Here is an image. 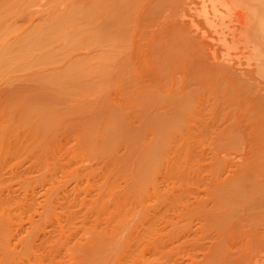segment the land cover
Wrapping results in <instances>:
<instances>
[{
	"label": "bare ground",
	"instance_id": "bare-ground-1",
	"mask_svg": "<svg viewBox=\"0 0 264 264\" xmlns=\"http://www.w3.org/2000/svg\"><path fill=\"white\" fill-rule=\"evenodd\" d=\"M30 2L31 1H33V0H29ZM29 1L28 0H0V80L1 79H3L4 77L3 76H5L6 74H8L9 73V75H11L10 73L11 72H15V71H18V70H24V69H28V68H33V67H39L41 70H44L43 72H41L42 73V75L40 74L39 76V78L41 79V81H39L40 79L38 78V81L39 82H41V84H42V86H43V88H40L39 89V87H42L41 86V84H39L38 85V83H37V86H39V87H37V86H35L36 87V89H34L35 87H32V89H34L35 90V92H27L28 91V89L29 88H26L27 87V85H26V87H24V88H26V90L24 89H22L21 90V88H19V86H18V88L20 89V91H19V89H18V91L16 90V94H17V96H14V95H16L15 94V92H14V89H16V88H14V89H12L13 90V92L14 93H12V94H14L13 96L14 97H12L13 99H12V101L11 102H13L14 103V110L13 111H11V114L10 115H13L14 117H15V115L17 116V117H19L20 119H23V121L25 122V120H24V118L26 119V122L28 121V120H30L31 119V121L33 122V124H35L34 126H35V128H36V131H34V133H36L37 132V127L39 128L38 129V135L41 137H39V139H43V137H46L45 135H47L46 134V132L47 133H49L50 132V130L52 131V129L53 128H59V127H57V126H60V127H62L61 126V123H65V121H68V120H70L69 118H68V120H65L64 119V117L67 119V117H69V116H73V115H78L79 114V112H77L79 109L81 110H83L82 112H80V114H82V113H86L87 111L89 112V114L90 113H92L93 115L92 116H90V118L89 119H87V121L89 122V126L91 127L90 129L89 128H86V127H84V128H86L88 131H89V133H88V131H86L87 132V137L89 138L90 137V135H88V134H92L93 132H91V131H95V128H96V130H98V127H100V126H98V125H100L101 123V129L99 128V134H100V137L99 136H95V135H93V137L95 136V137H99L98 139V141H96V139L95 138H93L92 137V135H91V137H90V139L88 140V138L86 137V135H85V137L87 138H84V143L83 144H85V141L86 140H88V141H90V140H92V141H95L96 143L97 142H99V144L98 145H100V142H101V146L100 147H102V148H104V150L102 149V151H101V153L99 152V154L100 155H97L98 157L99 156H101V155H104L105 154V152H107L105 155H109V159L107 158V160H111L110 158V156L112 155V153H110L114 148H115V150L117 149L116 147L117 146H119V145H122L121 143H123L124 141L129 145L130 144V146L132 147H134V148H137L136 150H138V143H139V141H138V139L140 140V139H142L143 138V134H139V136L141 135L142 137H139V138H137L138 137V134H137V132H135L136 134H137V137L135 136V137H130L129 138V140L127 139L128 137H127V135H130L132 132H134V128H135V125H134V123L133 124H131L132 122H134V118H131V116H133V115H131L132 113H130V112H128V111H130L131 109V105H130V108H128V107H125L126 105H129L130 104V102L129 103H127V104H125V102L124 101H122V104H121V106L119 105L120 103H121V99L120 100H118L119 102H117V101H115V100H113V102H111V103H108V101L106 102L105 101V98L106 97H103V98H101L102 96V94L103 93H105L106 91L104 90V92H101L103 89H104V87L107 85V84H109V82L111 81V80H113V81H115L116 79H120V81L122 80V78L124 79L123 81H126L127 79L128 80H130L131 78L132 79H134L133 78V76L132 75H129V74H132V72L131 73H129L128 75H127V73H126V71H127V69H128V71L129 70H131L130 68H131V66L133 67V63H134V61H132L133 59H131L130 61H132L133 63H131V64H129L130 63V61H129V59H127V56H126V54H124L125 53V48H123V45H124V41L126 40V39H128L131 35L133 36V34H134V29L132 28V26H136V25H138L139 23H136L135 25H132L133 24V19H132V17H136V14L135 13H137L136 11L138 10L139 11V9H141V7H142V11H144V8H145V11H144V13H145V15H143L144 13L143 12H141V10L139 11V12H141V13H143L142 15L143 16H145V18L146 19H150L152 16L153 17H157V14H160L159 12L160 11H163L162 9L163 8H165V6H167L166 5V2L168 3V1H170V0H52V3H51V0H50V3H51V6L50 7H47L46 9V11H45V9L43 10V14L42 15H40V18L39 17H37L36 15V18H37V20L35 21V22H32L33 20H32V18L33 19H35V16H33L32 18L28 15V14H33V13H35L34 11L32 12V13H30V11L32 10V9H29L28 10V7L26 8V6H30V5H33V4H31V3H29ZM44 1V0H43ZM178 1H180V0H178ZM185 1V0H184ZM184 1L183 0H181V2L182 3H180L179 2V4H178V2H177V0L176 1H170V2H174V3H176L177 5H179V6H174V3H173V5L172 4H170V2L168 3V6H169V8H170V6H172V7H176L175 9H177L178 7H180V10H185L186 8V10H185V12H188L189 13V17L188 16H186V14L187 13H185V15H184V13H180L181 11L180 10H175V11H172V10H174V9H170L172 12H171V15H173L172 13H174L175 15H177L178 17H177V19L179 18V20H180V18L182 19V20H177V21H179V22H181L179 25L182 27L183 26V24H182V22L184 21V20H186L187 18L189 19V20H187L186 22H185V25L183 26V27H185V28H187V33H186V31L184 30V28L182 29L181 27V30H184V33L182 34V31H178V24L177 25H175L173 28V30H172V26L174 25L173 23H175V21H176V19H175V15H173V16H171L169 13H168V15H170L169 17H167V13H164V15H166V16H164V17H162V19L164 20L165 19V17H166V19L164 20V21H166L167 20V22L168 21H171V22H169V23H172L173 25L172 26H170L169 25V27H171L170 29L172 30V31H176V34H177V32L179 33V32H181V34H179V35H177V36H174V37H172L173 38V40H172V38H171V36H170V38H169V36L167 35V40L169 39V40H172V41H169L168 40V47H166L167 49H166V52H167V54H166V57L165 58H163L162 59V63L159 61V64L161 63V65H165V64H167L168 62H171V61H174V63H175V60H181V58L183 57V55H181V53H180V55H178L179 54V49L180 48H182V47H184L185 45H187V44H189V45H191V43H197V42H199V44H201L202 42L204 43V41L206 40L208 43H210L209 44V46L210 47H206V49H207V51H208V53L206 52V49L204 50L205 52H206V54H202V55H205V56H201L202 58V63H203V61L204 62H207L208 64H209V62H211L212 61V63H210V68L213 66V68H222V69H219L221 72H223V70H224V72L226 71V70H228V68H230V69H232V71L230 72V69H229V72H225V74H227V73H229V74H231L232 72H234V70H236L235 68H234V66L233 65H235L236 64V68L238 67L239 68V70H238V73H240L241 74V76H238V73H237V71L235 72L236 74H234V73H232L233 74V76H237V77H239V79L237 78L236 79V77H233V76H231V78H229V74H227V75H225L224 73H221V75H220V72H219V70L218 69H216L215 71L216 72H214V70H213V72H212V74H210L211 72H209L208 74H206V73H203L202 71V69H204V68H201V66H203L202 65V63H201V61H200V59L198 60V58H200V55L198 56V58L196 59V60H194V61H196V63L195 64H193V66H194V68L195 69H192V68H190L191 70H194L193 71V73H192V78H193V81H192V78H191V80L190 81H188L189 80V77H191V75L188 77V80L186 81V82H188V83H184V84H186V85H184L183 84V86H181L182 87V91H179V90H176V89H178V86L176 85V89L173 87V89H171L170 87L169 88H163V86L165 85L164 83V85H162L161 86V84H160V82H158V83H155L156 81H154V83L152 84L151 82L150 83H148V82H145V84H143V86L145 85H148V86H146V87H144V88H146L145 89V91H143L144 93L146 92L147 94H148V91H149V98H150V100L146 97V96H148L147 94H144L143 92H142V100H143V98H144V100L147 98V102H145L144 103V101H142L145 105H143V103H141L140 101H139V103H140V106H142V107H140L139 105H137L138 103H136V105L137 106H139L137 109L139 110H141V114H139L141 117L142 116H146V115H143L142 114V112L144 111V112H146L149 108H151L152 109V107L153 106H156V108H154V110L153 111H155V113H153V114H151V116L150 117H147L148 119H146L147 121H146V123L149 125V126H153L155 129H156V127L158 128L156 131H155V136L153 135V137H151L150 139H148L149 137H150V135H149V137L148 138H144L145 140H146V142L144 141V139H143V141L145 142V144H144V142L141 140V142H142V144L143 145H146L147 144V142L149 141V140H151L150 142H149V144L148 145H146V147H148V148H145L143 145H140L139 147H141L142 149H140V151H142V152H140V151H136V153H137V156H138V158H139V160L137 159V157L136 156H133L135 159H137L136 160V162H135V164H137V165H134L136 168H137V172H138V174L140 175V182H143L144 181V183H145V180H147L148 178H149V180H150V178H151V175L154 173V172H156V171H158L157 170V168H158V166L162 163V165H163V160L164 161H167V160H165L166 158H168V157H166L168 154H169V152L171 153V154H174L173 153V150L175 149V146L177 147V145H176V141H184V142H188L190 139H192L191 137H193V135H192V133H193V127H194V130H195V132H196V130H198L199 129V127H201L200 129L202 130L203 129V127H205L206 126V122H210L209 121V118H211L210 116L208 117V119L206 120V115H205V117L204 116H202L201 114H204V110L203 111H201L200 112V108H202L203 109V104H204V106L206 105V103L208 102V100H207V98H206V96H202V97H204V98H206L205 100H204V98H197L196 96H200L204 91H207V93L210 91V96H213V90H214V93H215V95L213 96V97H217V96H219V98H221V99H219V98H217V99H219L220 100V102H222L221 104H222V106H221V104H220V107L222 108H220L221 110H219V111H222V113L225 111V113H226V109L228 108H230L231 109V113L229 112V114H233L232 113V111L235 113L236 112V114H237V112H240L239 110H241V108L243 107V105L242 104H244V106H247V105H249V104H251V106H248L249 108L247 109V107L245 108L244 107V114H240V115H238V117L237 116H235V118L234 117H232V116H230L229 118L228 117H226V119L222 122V120H221V127H217V131L218 130H220L219 131V133H217V134H219L221 137L223 136V141H225L224 140V135H226V138H227V142H235V143H239L240 141H243L244 139L245 140H247L246 138H248L249 137V141H250V143H249V145H250V147L249 148H251V150L250 151H248L249 152V154H251V156L249 155L248 156V153L247 154H245L246 155V157L248 156L249 158H246L245 156L243 157V156H241L240 155V157H243L242 159L241 158H239L238 160H240V163H238V162H236L237 160H236V158H234V156H235V154H233L234 156L232 157V156H230V154H229V157H232V158H234L236 161V163H238L237 165H236V163H235V165H230V168H231V166H238L239 164H240V169H239V166H238V169L239 170H237V171H239V172H237L238 174H236V172L235 173H233L234 175H236V176H234L233 177V174H231L232 176L231 177H228V180H226L227 182H226V184H225V187L226 186H228V188L226 187V189L224 190V189H221L222 187H223V183H222V187L220 188V186H221V184H219L217 181H216V183H218L219 185L218 186H216V187H218V189H216L217 191H216V193L218 194V195H220L219 194V192L221 191V196H222V198H220L219 196H216V197H218V198H216L215 197V199H218V201H220L221 202V200L223 199V203L222 204H219L220 202H217V201H215V202H217V204L218 205H221V206H219V209L218 208H216V210L218 211L217 213H216V211H214L215 213H216V215H213V214H215L213 211V214L211 213V216L213 215L214 216V219H216V221L214 222V219H213V216H212V218H210L211 220L213 219V222L214 223H217V221H218V223H219V225H221V227H220V229L222 228L223 229V232H224V229L225 228H227V229H230V231H231V228H233V227H231L230 228V223L233 221V224H234V222H235V219L237 218H239V213L241 212V210L243 211V209H242V207H245L246 205V207H245V209H251L252 210V214H254L256 211H257V213L259 212H261V213H264V95H262V94H260V93H258V94H256L258 91L257 90H259L258 88H260V85H258V82L260 83L261 81V84H264V80H259L258 81V79H256L255 77L256 76H258V78L260 79H264V0H191L190 2H189V0H188V2L189 3H187V0L185 1V3H184ZM197 1V2H196ZM35 2V3H34ZM39 2V1H38ZM46 2H48V1H46ZM32 3H34V5L36 4V1L34 0ZM40 5H41V0H40ZM184 3V5H186L185 6V8L184 7H182L181 8V6H183V5H181V4H183ZM187 3V4H186ZM30 4V5H29ZM44 3H42V5H43ZM170 4V5H169ZM34 5L33 6H31V8L33 7V10H37L36 9V6L34 7ZM39 5V4H38ZM45 5V7L46 6H48V3H47V5L46 4H44ZM181 5V6H180ZM167 6V7H168ZM24 7H25V9H27L28 10V12L24 9ZM200 7V8H199ZM35 8V9H34ZM168 8V9H169ZM26 11H24V10ZM168 9H166V12H168ZM42 9H40L39 8V11H41ZM165 10V9H164ZM183 10V11H184ZM24 11V12H23ZM38 11V12H39ZM177 11H179V12H177ZM20 12L21 13H24V15L26 14V16H28L27 17V19L29 18V20L27 21V23H28V25H24V22H20V20H19V18H18V16H20V15H18V14H20ZM38 12H37V14H38ZM163 12H165V11H163ZM163 12H161V13H163ZM177 12V13H176ZM141 13H139V14H141ZM36 14V13H35ZM40 14V13H39ZM138 14V13H137ZM149 14L151 17H149V18H147L146 16ZM178 14H181V16L180 15H178ZM142 15H140V16H142ZM148 15V16H149ZM155 15V16H154ZM188 15V14H187ZM39 16V15H38ZM138 16V15H137ZM160 16V15H159ZM16 17L18 18L17 19V21H19L20 23H21V25H19L20 27L21 26H23L24 28H23V30L21 31V29L20 30H18L19 32H17L16 30H15V33H14V35H12L13 33L11 32L10 33V31H12L16 26H18L16 23V21H15V19H16ZM21 17H23L22 15H21ZM172 17L174 18L173 20H171L172 19ZM197 17H200V18H198L197 19ZM185 18V19H184ZM137 21H139L138 20V17L137 18H135ZM139 19H141L140 21L142 22V17L140 18L139 17ZM157 19V18H156ZM161 19V20H162ZM169 19V20H168ZM184 19V20H183ZM145 20V19H144ZM161 20H159V21H161ZM162 20V21H163ZM175 20V21H174ZM24 21V20H23ZM30 21L32 22V23H30ZM152 21H153V19H152ZM13 22H16V23H14V24H16V26L15 27H13L12 28V26H13ZM18 22V23H19ZM145 22H146V20H145ZM148 22V21H147ZM167 22H164V23H162L161 22V24H167ZM23 23V24H22ZM26 23V22H25ZM144 23V21L142 22V24ZM150 23V22H149ZM184 23V22H183ZM160 24V23H159ZM140 25V24H139ZM147 25V24H146ZM164 25V26H165ZM203 25V26H202ZM162 26V25H161ZM167 26H168V24H167ZM177 26V27H176ZM137 28H138V26H136ZM140 27V26H139ZM143 27V26H142ZM168 27V28H169ZM176 27V28H175ZM208 27V28H207ZM18 28V27H17ZM22 28V27H21ZM136 28V29H137ZM149 28H150V26H149ZM131 29H133V30H131ZM151 29V28H150ZM149 29V30H150ZM153 29V28H152ZM157 29H161V27L160 28H157ZM164 29V28H163ZM162 29V30H163ZM170 29H169V33H171L170 32ZM146 30V29H145ZM154 30V29H153ZM155 30H156V27H155ZM154 30V31H155ZM162 30H160V31H162ZM164 30H166L167 32H168V30L165 28ZM130 31H132L133 32V34H131V33H129ZM138 33H140L139 31H138V29L136 30ZM135 31V32H136ZM151 31V30H150ZM157 31V30H156ZM165 31V32H166ZM14 32V31H13ZM16 32L18 33V34H16ZM152 32V31H151ZM151 32H149V33H151ZM144 33V32H143ZM143 33H141L142 35H143ZM148 33V32H147ZM159 33V32H158ZM188 34L190 37H188L187 35H184V34ZM16 34V35H15ZM129 34H131V35H129ZM152 34V33H151ZM157 34V33H156ZM161 34V32L158 34V35H160ZM166 34H168V33H166ZM175 34V35H176ZM135 35V34H134ZM153 35H155V32H154V34ZM165 35V34H164ZM129 36V37H128ZM138 36V35H137ZM163 36V35H162ZM162 36H160V37H162ZM173 36V35H172ZM148 37V36H147ZM147 37H145L144 39L146 40L147 39ZM151 37V36H150ZM150 37H148V39L147 40H150L151 38ZM166 37V36H165ZM164 37V38H165ZM193 37V38H192ZM131 38V37H130ZM129 38V39H130ZM133 38H137L138 39V37H136V35L133 37ZM140 38H141V36H140ZM143 38V37H142ZM142 38L140 39V40H142ZM154 38V37H153ZM143 39V40H144ZM158 39H160L161 40V42L163 43L165 40L163 39L162 40V38H158ZM157 39V40H158ZM195 41H194V40ZM156 40V39H155ZM154 40V41H155ZM135 41V40H134ZM197 41V42H196ZM205 41V42H206ZM127 42V41H126ZM125 42V43H126ZM132 42V41H131ZM137 42H139V41H137ZM136 42V43H137ZM142 42V41H141ZM140 42V43H141ZM144 42V41H143ZM146 42H148V41H145L144 43H146ZM158 42V41H157ZM157 42H155V43H157ZM201 42V43H200ZM206 42V43H207ZM130 43V42H129ZM135 43V42H134ZM151 43H152V39H151ZM154 43V42H153ZM162 43H160V44H162ZM170 43V44H169ZM206 43L205 44H203L204 46H206ZM133 44V43H132ZM138 44V43H137ZM137 44H135V45H137ZM143 44V43H142ZM147 44V43H146ZM164 45L166 44V41L163 43ZM126 45V44H125ZM129 45V44H128ZM134 45V46H135ZM145 45V44H144ZM152 45V44H151ZM202 45V44H201ZM200 45V46H201ZM141 46H143V45H141ZM148 46H150V45H148ZM155 46V45H154ZM207 46H208V44H207ZM126 47V49H127V47H131L130 45L129 46H125ZM139 47V46H138ZM147 47V46H146ZM146 47H144V49H146L147 50V48ZM153 47V46H152ZM157 47V46H156ZM189 48V47H188ZM131 49V48H130ZM130 49H129V54H131V51H130ZM139 48H137L136 49V51L138 50ZM143 49V50H144ZM152 49V48H151ZM154 49V48H153ZM152 49V50H153ZM158 48H156L155 50H157ZM165 49V48H164ZM185 49V48H184ZM204 49V48H203ZM135 50V48H133V51ZM143 50H142V52H143ZM150 50V49H149ZM149 50H147L148 51V53H149ZM161 50H163V48L161 49ZM160 50V51H161ZM183 50V49H182ZM192 50V49H191ZM200 50V49H199ZM122 51H124V53H123V55H125V56H121V52ZM128 51V50H127ZM151 51V50H150ZM145 52V51H144ZM143 52V53H144ZM184 52H186V51H184ZM198 51H196V53H197ZM200 52H202L201 50H200ZM204 52V53H205ZM218 52L220 53V57H218L219 56V54H218ZM138 53V52H137ZM147 53V52H146ZM151 53V52H150ZM153 53H155V52H153ZM156 53H159V51H157ZM155 53V54H156ZM163 53V52H162ZM176 53H177V55H176ZM183 53V52H182ZM136 54V53H135ZM145 54V53H144ZM143 54V55H144ZM154 54V55H155ZM186 54H187V52H186ZM185 54V55H186ZM191 54H192V52H191ZM198 54H199V52H198ZM133 55H134V53H133ZM142 55V56H143ZM147 55V54H146ZM153 55V54H152ZM151 55V56H152ZM184 55V58H182V59H186L187 58V56H188V54H187V56H185ZM218 55V56H217ZM130 56V55H129ZM147 56H150V54L149 55H147ZM159 56V55H158ZM191 56V55H190ZM189 56V57H190ZM194 58H195V56L194 55H192ZM139 57V55L136 57V58H138ZM156 57H157V55H156ZM196 57H197V55H196ZM129 58V57H128ZM135 58V59H136ZM145 58V57H144ZM192 58V57H191ZM205 58H207L208 60H210V61H205ZM139 59H140V57H139ZM138 59V60H139ZM147 59V58H146ZM149 59L150 60H152L151 59V57H149ZM158 59H160V58H158ZM141 60V59H140ZM154 60H156L155 62H157V59H154ZM179 60V61H180ZM220 60V61H219ZM191 61V60H190ZM217 61H219V62H217ZM241 61L242 62H245V63H242V64H245V65H243V66H245L249 71H251L252 73H250L248 70H247V73L249 74L250 73V78L252 77H254L255 75V77L252 79L251 78V80H250V78H248V74L246 73V74H244V72L241 70V69H243L244 70V68H242L240 65V63H241ZM138 62V61H137ZM136 62V63H137ZM154 62V63H155ZM186 62H188L187 60L185 61V63ZM140 63H142L141 61H140ZM192 63V62H191ZM233 63V65H231ZM138 64V63H137ZM150 64V63H149ZM179 64V63H178ZM197 64H199V65H197ZM201 64V65H200ZM131 65V66H130ZM141 65V64H140ZM147 65H148V63H147ZM170 65V64H169ZM175 65V64H174ZM180 65V64H179ZM185 65V64H184ZM190 65V64H189ZM205 65H206V63H205ZM204 65V66H205ZM212 65V66H211ZM176 66V65H175ZM175 66H174V68H175ZM186 66V65H185ZM184 66V67H185ZM197 66H200L199 67V69L200 70H202L201 72L199 71V69H198V67ZM232 66H233V68H234V70H233V68H232ZM129 67V68H128ZM147 67V66H146ZM150 67V66H149ZM157 67V66H156ZM156 67H154V68H156ZM159 67V66H158ZM165 67V66H164ZM163 67V68H164ZM168 67V66H167ZM177 67H179V66H177ZM181 67V66H180ZM197 67V68H196ZM206 67H207V65H206ZM206 67H205V69H206ZM241 67V68H240ZM250 67H252L253 68V71H252V69H250ZM43 68V69H42ZM135 68H136V65H135ZM143 68H145V67H142V69ZM153 68V69H154ZM169 68H170V66H169ZM169 68H167V69H169ZM212 68V69H213ZM30 69H28V70H30ZM133 69V68H132ZM139 70H140V68H138ZM141 69V70H142ZM171 69V68H170ZM173 69V68H172ZM204 69V70H205ZM208 69V68H207ZM27 70V71H28ZM36 70V69H35ZM134 70V69H133ZM156 70V69H155ZM160 70H161V68H160ZM174 70V69H173ZM179 70H182V69H179ZM178 70V71H179ZM184 70H188L189 71V73H191L190 72V70L189 69H184ZM218 70V71H217ZM32 71V70H31ZM30 71V72H31ZM39 71V70H38ZM137 71V70H136ZM143 71V70H142ZM145 71V70H144ZM158 71L159 70H157V74H158V79H159V77L160 78H162L161 76H163V74H162V72L160 73H158ZM210 71H212V70H210ZM241 71H242V73L245 75L244 76V79H243V75H242V73H241ZM19 72V71H18ZM25 72H26V70H25ZM29 72V71H28ZM33 72V71H32ZM155 72V71H154ZM170 72V71H169ZM173 72H176V71H173ZM185 72V71H184ZM206 72V71H205ZM24 73V72H23ZM34 73V72H33ZM136 73H138V72H136ZM178 73V72H177ZM186 73V72H185ZM185 73H183V74H185ZM215 73H218L220 76H221V78L219 77V79L217 78V80H216V78L214 79V77H215ZM17 74V73H16ZM28 74V73H27ZM36 74H37V76H38V73L36 72ZM35 74V75H36ZM128 76H126V75ZM140 74V73H139ZM142 74H143V72H142ZM151 74V73H150ZM149 74V75H150ZM155 74V73H154ZM156 74V75H157ZM165 74H166V72H165ZM167 74H168V72H167ZM173 74V73H172ZM179 74V73H178ZM188 74V73H187ZM215 74V75H214ZM218 74L216 75V76H218ZM231 74V75H232ZM239 74V75H240ZM252 74L254 75V76H252ZM19 75V74H18ZM22 75V74H21ZM34 75V76H35ZM135 75V74H134ZM146 75V74H145ZM148 75V74H147ZM176 75V74H175ZM180 75H181V73H180ZM180 75H179V77H180ZM14 76H16V75H13V76H11V77H14ZM20 76V75H19ZM124 76H126V77H124ZM129 76L131 77V78H129ZM140 76V75H139ZM139 76H136V78L137 77H139ZM165 76V75H164ZM183 76V75H182ZM188 76V75H187ZM24 77V76H23ZM27 77V76H26ZM33 77V76H32ZM31 77V78H32ZM143 77V76H142ZM150 77H152V76H150ZM153 77L155 78V76L153 75ZM157 77V76H156ZM178 77V76H177ZM176 77V78H177ZM178 77V78H179ZM185 77H186V74H185ZM212 78V80L214 79L215 81H217L218 82V84H217V82H216V86L214 87V84H212V81H210L211 80V78ZM7 78H9L8 80H10V79H12V78H10V76L8 77L7 76ZM18 78V77H17ZM145 78V77H144ZM143 78V79H144ZM154 78H150V80H153ZM171 78V77H170ZM169 78V79H170ZM210 78V80H209V82L213 85V86H211V84H210V86H209V82H207V80L206 79H209ZM240 78H242V79H240ZM33 79V78H32ZM36 79V78H35ZM131 79V81H133ZM139 78H137V81H140V80H138ZM183 79V78H182ZM5 80H7V79H5ZM14 80V79H13ZM20 79H17V80H15L16 81V84L15 85H21V84H17L18 82L17 81H19ZM23 80V78L21 77V81ZM128 80L126 81V83L128 82ZM134 80H136V79H134ZM159 80H161V79H159ZM158 80V81H159ZM177 80V79H176ZM179 80V79H178ZM181 80V79H180ZM220 81V83H219V81ZM245 80H247V81H245ZM20 81V82H21ZM35 81V80H34ZM37 81V82H38ZM130 81V82H131ZM136 81V83H139V82H137ZM169 81H171V80H169ZM173 81V80H172ZM215 81L213 82V83H215ZM251 81V82H250ZM253 81V82H252ZM4 82V81H3ZM5 82H7V81H5ZM12 82V81H11ZM19 82V83H20ZM23 82V81H22ZM117 82V81H116ZM129 82V83H130ZM141 82H142V79H141ZM161 82H162V80H161ZM177 81H174V83H176ZM182 82V81H181ZM251 84H250V83ZM9 83V82H8ZM7 83V84H8ZM111 83V82H110ZM132 84H133V82H131ZM144 83V82H143ZM148 83V84H147ZM170 83H172V82H170ZM6 84V85H7ZM13 84V83H12ZM24 84V83H23ZM29 84V83H28ZM34 84H35V82H34ZM115 84V83H114ZM118 84H119V82H118ZM135 84V83H134ZM132 85V86H135V87H138V86H136V84L135 85ZM139 84H141V83H139ZM159 84H160V86H159ZM178 84H179V82H178ZM181 84V83H180ZM223 84V85H222ZM252 84H255V85H252ZM3 85V84H2ZM46 87H45V86ZM115 85H117V84H115ZM122 85V84H121ZM121 85H120V87H118L117 86V88H119V91H120V88H121ZM126 85V84H125ZM124 85V86H125ZM131 84H129V86H130ZM168 85V84H167ZM173 85H175V84H173ZM11 86V85H10ZM13 86H14V84H13ZM24 86V85H23ZM30 86V85H29ZM112 86V85H111ZM123 86V87H124ZM128 86V85H127ZM170 86H171V84H170ZM180 86V85H179ZM185 86V89L183 90V87ZM259 86V87H258ZM262 86V85H261ZM4 87H6V86H4ZM15 87H17V86H15ZM44 87H45V90H43L44 89ZM123 87H122V89H123ZM257 88V90H254V88ZM8 88H9V85H8ZM12 88V86L8 89V90H10ZM39 89V91H37L38 89ZM113 88H114V86H113ZM116 88V87H115ZM114 88V89H115ZM125 88H126V86H125ZM132 88V87H131ZM130 88V89H131ZM161 88H163V92H161L162 90H161ZM180 88V87H179ZM255 88V89H256ZM42 89V90H41ZM206 89V90H205ZM5 90H6V88L3 90L4 92H5ZM30 90V89H29ZM101 90V91H100ZM108 90H109V88H108ZM126 90V89H125ZM135 90H137V88H135ZM161 90V91H160ZM260 90L261 91H259V92H261V93H264V92H262L263 90H262V88H260ZM7 91V90H6ZM23 91H25V92H23ZM94 91H100L101 92V94L99 95L98 93V95L97 96H95L96 98H92L91 97V99H94V100H91L90 98V103L92 104H89V100H86L87 102H88V106H91L90 107V109L88 108V106L86 105V101L83 99V103H79L80 101L82 102V99L80 98V95L83 93V92H85L84 94H86V92H88V95H89V92H94ZM110 91V90H109ZM115 91V90H114ZM127 91V90H126ZM132 91H133V88H132ZM138 91H140V90H138ZM217 91H218V93H217ZM223 94H221L220 92ZM3 92V93H4ZM20 94H22V95H19V93ZM111 92V91H110ZM110 92H109V95H110V97H111V94H110ZM116 92V91H115ZM122 91H120V93H121ZM124 92V91H123ZM130 93H131V95L134 93H132L131 91H129ZM152 92V93H151ZM199 92H201L200 93V95L198 94ZM11 93V91L9 92V95H11L10 94ZM112 93V92H111ZM119 93V92H118ZM206 93V94H207ZM252 93H255V95L254 94H252ZM7 94V93H6ZM6 94H4V95H6ZM48 94H51V95H48ZM92 96H93V94L92 93H90ZM124 94V93H123ZM126 94V93H125ZM129 94V93H128ZM127 94V95H128ZM174 94V95H173ZM205 93H203V95H204ZM217 94V95H216ZM221 95V97H220V95ZM250 94H252V96L250 95ZM8 95V94H7ZM46 95H47V97H46ZM87 95V96H88ZM104 95H106V94H104ZM134 95H136V94H134ZM137 95H139V93L137 92ZM146 95V96H145ZM209 95V94H208ZM1 96V95H0ZM12 96V95H11ZM49 96H51V97H49ZM82 96V95H81ZM86 96V97H87ZM90 96V95H89ZM93 96V97H94ZM112 96H114V95H112ZM121 96V95H120ZM125 96V95H124ZM124 96H121V97H124ZM140 96V95H139ZM144 96V97H143ZM167 97V98H165V97ZM9 97V96H8ZM86 97H85V99H86ZM107 97H109V96H107ZM126 97V96H125ZM129 97H132V96H129ZM169 97V98H168ZM215 97V98H216ZM6 98H7V96H6ZM82 98H83V96H82ZM112 98V97H111ZM120 98V97H119ZM133 98V97H132ZM136 98V97H135ZM137 98H138V96H137ZM214 98V99H215ZM2 99V98H1ZM10 99H11V97H10ZM45 99V100H44ZM78 99H81V100H78ZM108 99V98H107ZM125 99V98H124ZM126 99H127V97H126ZM131 99V98H130ZM141 99V98H140ZM158 99V100H157ZM217 99H215V102L216 103H214L213 104V101H212V104H213V106L211 105L210 106V108L212 107L213 108V110H215L218 106L217 105H219L218 104V102H219V100L218 101H216ZM4 100V99H3ZM76 100H78V103L76 102ZM111 100V99H110ZM111 100V101H112ZM138 100V99H137ZM150 102H149V101ZM204 100V101H203ZM71 101L72 102H74V103H72V104H74V106L71 104ZM115 101V102H114ZM127 101H129L128 99H127ZM126 101V102H127ZM207 101V102H206ZM251 103H250V102ZM6 102V101H5ZM9 102V101H8ZM86 102V103H85ZM124 102V103H123ZM204 102H206V103H204ZM10 103V102H9ZM69 103H70V105H69ZM85 103V104H84ZM113 103H115L114 105H113ZM118 103V104H117ZM131 103H132V101H131ZM135 103V102H134ZM247 103H249V104H247ZM3 104H4V102H3ZM6 104V103H5ZM3 105V106H6V105ZM12 104V103H11ZM79 104V105H78ZM80 104H82V105H80ZM110 104H112V105H110ZM123 104H124V107H123ZM194 104H197L198 105V111L201 113H199L198 114V117L199 116H201L200 118H199V120L201 121L200 123L202 124H199V122H197V120H198V117L196 116L197 114H194L195 112H192V110L195 108L194 106ZM208 104V103H207ZM0 105H2V104H0ZM75 105H77V106H75ZM196 105V106H197ZM214 105H215V107H214ZM240 105H242V106H240ZM2 106V107H3ZM79 106V107H78ZM82 106V107H81ZM84 106H86L89 110H87V108H86V111H85V107ZM136 106V107H137ZM7 107V106H6ZM66 107H71V108H69V112H67V109H66ZM134 107V106H133ZM239 107H241V108H239ZM1 108V107H0ZM73 108V109H72ZM74 108H77V110L76 111H73L74 110ZM126 108L128 109L127 110V112H126ZM208 108H209V106H208ZM212 108L210 109V110H212ZM238 108V109H237ZM63 109H65L66 110V112L64 111V112H62L63 111ZM130 109V110H129ZM135 109V107L132 109V110H134ZM200 109V110H199ZM227 109V110H228ZM238 111H237V110ZM2 110H3V108H2ZM70 110H72L71 112L73 113V112H77L76 114L74 113V114H72L71 112H70ZM79 110V111H80ZM138 110H136V111H138ZM152 110H150V111H152ZM234 110H236V111H234ZM10 111V110H9ZM194 111H196V109H194ZM206 111V110H205ZM3 112V111H2ZM133 113H134V111H132ZM138 112H140V111H138ZM193 113V115H194V117L196 116V118H192V120L193 121H196V124H195V122H194V124L192 123V120H191V118L190 117H193L192 116V113ZM197 112V111H196ZM7 113V112H6ZM6 113H3V114H5L6 116H8ZM68 113V115H65V114H67ZM137 113V112H136ZM147 113V112H146ZM208 113V112H207ZM211 113V112H210ZM224 113V114H225ZM83 114V115H84ZM145 114V113H144ZM5 115H4V117H5ZM10 115L8 116V117H10ZM83 115H81V116H83ZM86 115H87V113H86ZM86 115H85V117H86ZM227 115V114H226ZM225 115V116H226ZM2 116V115H1ZM13 116H11V118L13 117ZM80 116V115H79ZM190 116V117H189ZM7 117V118H8ZM134 117H135V115H134ZM217 116H215V118H216ZM2 118V117H1ZM10 118V119H11ZM35 118V119H34ZM80 118V117H79ZM130 118L133 120H131L130 121ZM136 119H137V116L135 117ZM189 118H190V122H191V124H188V122H189ZM204 120H203V119ZM238 118V119H237ZM240 118H244V119H240ZM246 118H247V120H246ZM3 119V118H2ZM9 119V118H8ZM9 119V120H10ZM15 119V118H14ZM14 119H13V121H14ZM75 119V118H74ZM85 119V118H84ZM139 119V118H138ZM144 119V118H143ZM142 118L140 119V120H143ZM202 119V120H201ZM212 119V118H211ZM223 119V118H222ZM233 119V120H232ZM19 120V119H18ZM18 120H15V122L14 123H17L18 124ZM65 120V121H64ZM72 120H73V118H72ZM80 122L83 120L82 118H81V120L80 119H78ZM78 120H75L76 122L78 121ZM214 120H216V119H214ZM220 120V119H219ZM1 121H3V120H1ZM0 121V122H1ZM62 121H64V122H62ZM74 121V122H75ZM188 121V122H187ZM202 121H205L204 122V124H205V126H203L204 124H203V122ZM8 122H10V121H8ZM70 122L71 121H69L68 123L70 124ZM136 122V121H135ZM139 122V121H138ZM211 122H214V121H211ZM4 123V122H3ZM20 124H21V122H19ZM27 123H29L31 126H33V124L31 123V122H27ZM197 123L199 124V127L197 126ZM38 124V125H37ZM59 124V125H58ZM71 124H73L74 125V123H71ZM71 124L70 125H68L67 126V122H66V126H64L63 128H65L66 129V127H69V126H71ZM77 124H79L78 122H77ZM186 124V125H185ZM193 124V125H192ZM212 124V123H211ZM218 124V123H217ZM219 124H220V121H219ZM6 125V124H5ZM23 125V124H22ZM21 125V126H22ZM25 125V124H24ZM36 125H37V127H36ZM73 125L71 126V128L73 127ZM84 125V124H83ZM136 125H137V123H136ZM139 125V124H138ZM143 125H145V124H143ZM185 125V126H184ZM188 125H190V127L192 128V129H190L189 128V126ZM201 125V126H200ZM210 125V124H209ZM213 125H214V123H213ZM213 125H211V126H213ZM1 126H3V125H1ZM7 126V125H6ZM5 126V127H6ZM11 126V125H10ZM75 126V125H74ZM85 126V125H84ZM98 126V127H97ZM133 126H134V128H133ZM141 126V125H140ZM148 126V127H149ZM203 126V127H202ZM218 126H220V125H218ZM27 127V126H26ZM79 127V126H78ZM88 127V126H87ZM150 127V128H151ZM152 127V128H153ZM185 127H188V131L186 132V129H185ZM196 127L198 128V129H196ZM207 127V126H206ZM209 127V126H208ZM214 127V126H213ZM7 128V127H6ZM15 128H18V126L17 125H15ZM19 128H21L20 127V125H19ZM32 128H34V127H32ZM76 127H74L73 129L74 130H76V129H80V127L79 128H76ZM183 128H184V133L182 132L183 131ZM210 128H212V127H210ZM216 128V127H215ZM9 130L11 129V128H8ZM24 129V128H23ZM26 129L27 128H25V131H26ZM28 129H30V128H28ZM62 129V128H61ZM70 129V128H69ZM81 129L82 130H85V129H83L82 128V125H81ZM80 129V130H81ZM91 129H93V130H91ZM133 129V130H132ZM144 131H147L146 130V128L144 127ZM204 129H206L207 130V128H204ZM203 129V130H204ZM6 130V129H5ZM9 130H8V132H9ZM17 131H20V130H18V129H16ZM101 130V131H100ZM148 130H151V129H148ZM153 130V129H152ZM182 130V131H181ZM190 130H191V132H190ZM197 131L195 134H197L198 135V137L200 136V133H203V130L202 131ZM206 130H204V131H206ZM210 130V129H209ZM211 130H213V132H214V129H211ZM7 131V130H6ZM11 131V130H10ZM32 131V130H31ZM31 131H29V132H31ZM54 131V130H53ZM63 131H65L64 129H63ZM142 131H143V129H142ZM180 131V132H179ZM4 132V131H3ZM2 132V130H1V133H3ZM7 132V133H8ZM23 132H24V130H23ZM33 132V131H32ZM32 132H31V135H32ZM55 132H57V131H55ZM54 132V133H55ZM62 132V131H61ZM68 131L66 130V132H65V134L67 133ZM77 132V131H76ZM82 132V131H81ZM96 132V131H95ZM95 132L93 133V134H95ZM101 132V133H100ZM148 132H150V131H148ZM178 132H179V134L181 133H183V134H186L187 133V136L188 137H186L185 135L183 136V135H179L178 134ZM211 132V131H210ZM5 134H6V132H4ZM12 134V133H14V135L16 134L15 133V131L13 130V132H9V134ZM20 133V132H19ZM26 133H27V131H26ZM25 133V134H26ZM44 133H45V135H44ZM59 133V132H58ZM63 133V132H62ZM69 133H71V132H69ZM142 133V132H141ZM153 133V132H152ZM247 135H249V136H247V137H245L246 136V134ZM11 134H10V136H11ZM18 134V133H17ZM64 134V133H63ZM68 134V133H67ZM75 134V133H74ZM76 134H79V132H77ZM84 134V133H83ZM145 134V133H144ZM150 134V133H149ZM175 134H177L176 136H177V138L176 137H174L175 136ZM189 134V135H188ZM194 134V135H195ZM205 133H203V134H201V136L202 135H204ZM215 134V133H214ZM214 134L211 132V137H212V135L214 136ZM4 135V134H3ZM13 135V136H14ZM35 135V138H36V136H38V135H36V134H33V136ZM54 136V134H53V132H51V136ZM55 135L57 136L58 134L57 133H55ZM80 135V134H79ZM96 135H98L97 134V132H96ZM131 135H133V134H131ZM190 135H191V137H190ZM197 135H195L196 137H197ZM206 135V134H205ZM204 135V136H205ZM216 135V134H215ZM218 135V136H219ZM16 136V135H15ZM14 136V137H15ZM19 136V135H18ZM23 136V135H22ZM27 136H30L29 134L27 135ZM33 136L31 137V138H33ZM48 136V135H47ZM50 136V137H51ZM52 136V137H53ZM61 136V135H60ZM59 135H58V137H60ZM68 136V135H67ZM144 136H147V134L146 135H144ZM180 136H183V137H180ZM195 136L193 137V138H195ZM200 136V138L202 139V138H204V137H201ZM219 136V137H220ZM228 136V137H227ZM12 137V136H11ZM24 138H25V136H23ZM23 137H21V138H23ZM51 137V138H52ZM63 137V136H62ZM71 137V136H70ZM69 136H68V138H70ZM80 137V136H79ZM79 137H77V138H79ZM81 137H83V136H81ZM181 138V139H179V138ZM190 137V138H189ZM198 137H197V139L195 138V141L197 140V145H198ZM215 137V136H214ZM220 137V138H221ZM0 138H1V134H0ZM7 138H9V137H7ZM35 138H33V141L35 142ZM38 138V137H37ZM66 138V136L65 137H63L62 138V141H63V139H65ZM68 138H66V139H68ZM174 138H176V140L175 141H173L174 140ZM182 138H186V140L187 141H185V140H183ZM229 138V139H228ZM244 138V139H243ZM6 139V138H5ZM13 139H15V138H13L12 137V139L11 140H13ZM26 139H27V137H26ZM29 139V138H28ZM54 139V138H53ZM53 139H52V141H53ZM66 139L64 140V141H66ZM86 139V140H85ZM178 139V140H177ZM206 139H207V137H206ZM3 140V143H4V138L2 139ZM2 140H0L1 141V143H2ZM7 140V139H6ZM5 140V141H6ZM49 140V139H48ZM56 141H57V138L55 139ZM59 140H61V138L59 139ZM79 140H80V138H79ZM82 140V139H81ZM148 140V141H147ZM171 140L174 142L173 144H174V146H173V144L171 143ZM32 141V140H31ZM42 141V140H41ZM50 141V140H49ZM52 141H50V143L52 142ZM62 141H59V143L57 142V144L58 145H60L61 144V142ZM78 141V140H77ZM178 141V142H179ZM205 141V140H204ZM248 141V140H247ZM11 142V141H10ZM91 142V141H90ZM90 142L88 143L87 141H86V143L88 144V145H91V150H92V148L93 147H95V145L97 146V144L95 143H92L91 142V144H90ZM138 142V143H137ZM190 142V141H189ZM200 142H202L201 140H200ZM199 142V143H200ZM214 142H215V140H214ZM0 143V145H2ZM8 143H9V141H8ZM23 143H24V141H23ZM30 144H32V142H29ZM43 143V142H42ZM45 143V142H44ZM43 143V144H44ZM56 143V142H55ZM64 143V142H63ZM63 143H62V145H63ZM67 143V142H66ZM124 144V145H126L127 146V144ZM172 144V147H174V148H172V147H170L171 146V144ZM180 143H183V142H180ZM208 143V142H207ZM5 144H6V142H5ZM14 144L15 145H17L15 142H14ZM21 144H22V141H21ZM28 144V143H27ZM29 144V145H30ZM34 144V143H33ZM35 144H36V142H35ZM34 144V145H35ZM53 144V143H52ZM65 144V143H64ZM87 144H85V145H87ZM92 144H93V146H92ZM138 144V145H137ZM141 144V143H140ZM190 144H192V143H190ZM202 144H204V142H202ZM201 144V145H202ZM209 144V143H208ZM8 145V144H7ZM39 145H41V142L39 143ZM61 145V146H62ZM82 145V143L80 144V146ZM87 145V146H88ZM135 145H137V146H135ZM187 145V144H186ZM186 145L183 147V146H181L182 147V150L185 148H187L186 147ZM196 145V144H195ZM200 145V144H199ZM198 145V146H199ZM214 145V144H213ZM231 145V144H230ZM246 145V144H245ZM245 145H244V147H245ZM11 146V145H10ZM18 146V145H17ZM44 146V145H43ZM46 146V145H45ZM57 146V145H56ZM78 146V145H77ZM80 146H78V148L80 147ZM83 146L84 145H82L81 147V151L84 149V151H82V152H85V153H88V150H86L87 149V146L85 147L84 146V148H83ZM143 146V147H142ZM193 146V145H192ZM197 146V147H198ZM215 146V145H214ZM226 146V145H225ZM224 146V147H225ZM15 147V146H14ZM27 147V146H26ZM29 147V146H28ZM35 147V146H34ZM37 147V146H36ZM39 147V146H38ZM53 147V146H52ZM58 147V146H57ZM60 147V146H59ZM88 147H90V146H88ZM129 147V146H128ZM179 147V146H178ZM188 147H190V146H188ZM196 147V148H197ZM200 147V146H199ZM203 147V146H202ZM216 147H219L218 146V144H217V146ZM220 147H222V146H220ZM219 147V148H220ZM4 148V147H3ZM2 148V149H3ZM9 148V147H8ZM31 148H32V146H31ZM41 148V147H40ZM86 148V149H85ZM119 148V147H118ZM123 148V147H122ZM122 148H120V150H122ZM143 148H144V150H143ZM169 148H171L170 149V151H169ZM191 148V147H190ZM190 148H187L188 150L190 149ZM194 148V147H193ZM192 148V149H193ZM211 148H213V146L211 147ZM215 148V147H214ZM227 148H229V147H227ZM233 148V147H232ZM246 148V147H245ZM53 149V148H52ZM62 149H63V147H62ZM94 149V151H96L95 149H98L99 150V148L98 147H95V148H93ZM132 149V148H131ZM173 149V150H172ZM203 149H205L204 147H203ZM202 149V150H203ZM208 149H210V148H208ZM208 149L206 150V151H208ZM216 149V148H215ZM214 149V150H215ZM234 149H235V147H234ZM233 149V150H234ZM238 150H239V148H237ZM237 149H236V153L238 152L237 151ZM243 149V148H242ZM6 150V149H5ZM5 150H4V152H5ZM9 150V149H8ZM12 150V149H11ZM10 150V151H11ZM13 150H15L14 148H13ZM31 150V149H30ZM30 150H29V152H30ZM36 150H37V148H36ZM58 149L56 148V151H57ZM101 150V149H100ZM99 150V151H100ZM127 150V149H126ZM135 150V149H134ZM177 150V149H176ZM179 150V149H178ZM197 150V149H196ZM213 150V149H212ZM216 150H219V149H216ZM227 150V149H226ZM230 150H231V148H230ZM230 150H228V151H230ZM241 150V149H240ZM249 150V149H248ZM253 150V151H252ZM3 151V150H2ZM1 151V152H2ZM35 151V150H34ZM39 151V150H38ZM37 151V152H38ZM42 151V150H41ZM41 151H39L40 152V156H42L41 155ZM44 151H45V149H44ZM55 151V152H56ZM59 151V150H58ZM79 151H80V149H79ZM78 151V153L80 154V152ZM87 151V152H86ZM93 151V150H92ZM105 151V152H104ZM169 151V152H168ZM172 151V152H171ZM180 151H181V149H180ZM180 151H178V152H180ZM199 151V150H198ZM200 151H201V149H200ZM199 151V152H200ZM206 151H205V153H206ZM209 151H211V150H209ZM221 151V150H220ZM252 151V152H251ZM7 152V151H6ZM6 152H5V154H6ZM20 152V151H19ZM27 152V151H26ZM25 152V153H26ZM28 152V153H29ZM32 152H33V149H32ZM32 152L30 153V154H32ZM62 152V151H61ZM81 152V153H82ZM118 152V151H117ZM120 152V151H119ZM124 152V151H123ZM123 152H121L122 154H123ZM134 151L132 150V153H133ZM138 152H140V153H138ZM168 152V153H167ZM185 152V151H184ZM193 152V151H192ZM191 152V153H192ZM211 152H213V151H211ZM235 152V151H234ZM243 152V151H242ZM13 153V152H12ZM51 153V152H50ZM84 153V154H85ZM94 153V158H96L95 160H97V157H96V155H95V152H93ZM102 153H104V154H102ZM108 153H110V154H108ZM116 153V152H115ZM114 153V154H115ZM120 153V154H121ZM128 154V152H125L124 154ZM130 153V152H129ZM136 153H135V155H136ZM186 153H187V150H186ZM190 153V154H191ZM202 153H203V151H202ZM207 153H209V152H207ZM221 153V152H220ZM219 153V154H220ZM223 153V152H222ZM2 154V153H1ZM11 154V153H10ZM14 154V153H13ZM24 154V153H23ZM22 154V155H23ZM42 154H43V151H42ZM47 155H49V151H48V153H46ZM55 154V153H54ZM54 154H52V155H54ZM59 154V153H58ZM83 154V155H84ZM89 154V153H88ZM180 153H178L177 155H179ZM219 154H214V155H219ZM240 154V153H239ZM238 154V155H239ZM243 154V153H242ZM3 155V154H2ZM8 155H9V153H8ZM29 155V154H28ZM33 155H35V153L33 154ZM86 155V154H85ZM139 155H140V157H139ZM184 155V154H183ZM196 155V154H195ZM194 154H193V156H195ZM198 155V154H197ZM203 155H206V154H203ZM224 155V154H223ZM226 155V154H225ZM232 155V154H231ZM19 156H21V155H19ZM37 156H39L38 155V153H37ZM50 156H51V154H50ZM55 156H56V154H55ZM58 156V155H57ZM86 156H91V155H86ZM114 156V158H116L115 157V155H113ZM119 156V155H118ZM125 156V155H124ZM123 156V157H124ZM127 156H129V155H127ZM180 156V155H179ZM182 156V155H181ZM189 156V155H188ZM202 156V154L200 155V160H202L201 157ZM227 156V155H226ZM2 157V156H1ZM30 157V156H29ZM81 157V156H80ZM105 157V156H104ZM121 157L122 156H120V158L118 157L117 159H121ZM122 157V158H123ZM132 157V156H131ZM169 157H170V155H169ZM178 157V156H177ZM187 158V155L186 156H184V158ZM197 157V156H196ZM195 157V158H196ZM204 157V156H203ZM208 157V156H207ZM228 157V156H227ZM228 157V158H229ZM237 157V156H236ZM6 158V157H5ZM10 158H11V156H10ZM32 158V157H31ZM38 158V157H37ZM45 158H46V156H45ZM47 158H48V156H47ZM54 158V157H53ZM52 158V159H53ZM58 158V157H57ZM60 158V157H59ZM62 158V157H61ZM83 159H84V157H82ZM86 158V157H85ZM88 158V157H87ZM86 158V159H87ZM90 159H91V157H89ZM125 158H126V156H125ZM129 158V157H128ZM173 158H176V157H173ZM214 158V157H213ZM212 158V159H213ZM224 158V157H223ZM238 158V157H237ZM7 159V158H6ZM8 159H9V157H8ZM13 160H14V158H12ZM23 159V158H22ZM21 159V157H20V160H22ZM25 159V158H24ZM39 159H41V158H39ZM51 159V158H50ZM51 159V160H52ZM65 159H67V157L65 158ZM90 159L88 160V162H91L92 161V159H91V161H90ZM101 159V158H100ZM100 159L98 160V161H100ZM105 159V158H104ZM116 159V160H117ZM124 159V158H123ZM129 159H132V158H129ZM178 159H179V157H178ZM177 159V160H178ZM190 159V158H189ZM221 159V158H220ZM26 160H27V162H28V160H29V158L27 159V156H26ZM48 160V159H47ZM46 160V161H47ZM61 160V159H60ZM103 160V159H102ZM106 160V159H105ZM106 160V161H107ZM113 160H115V159H113ZM118 160V161H119ZM133 160V159H132ZM132 160H131V162H132ZM175 160V159H174ZM180 160V159H179ZM200 160H197V162L198 161H200ZM217 160V159H216ZM223 160V159H222ZM224 160H226V159H224ZM3 161H4V158H3ZM7 161V160H6ZM17 161H18V159H17ZM17 161H15V162H17ZM32 161V160H31ZM48 161H50V160H48ZM105 161V163H107ZM125 161H126V159H125ZM124 161V162H125ZM135 161V160H134ZM188 161V160H187ZM186 161V162H187ZM190 161V160H189ZM188 161V162H189ZM212 161V160H211ZM220 161V160H219ZM234 161V160H233ZM8 162V161H7ZM38 162V161H37ZM44 161L42 160V163H43ZM52 162V161H51ZM53 162H54V160H53ZM53 162H52V166H53ZM63 162V161H62ZM66 162V161H65ZM93 162V161H92ZM120 162L121 161H119V166L121 165V164H123V163H121L120 164ZM172 162H175V161H172ZM187 162V163H188ZM192 162V159H191V161H190V163ZM210 162V161H209ZM12 163V162H11ZM55 163V162H54ZM96 163V162H95ZM103 163V162H102ZM101 163V164H102ZM105 163H104V165H100V166H105ZM110 163V162H109ZM114 163V162H113ZM116 163V165H118V163L117 162H115ZM127 163V165L130 167L131 166V164H130V162L128 163V162H126ZM134 163V162H133ZM176 163H178L177 161L175 162V164ZM182 163V165H183V161L181 162ZM194 163V162H193ZM201 163H204V161H201ZM211 163H213V162H210L209 164H211ZM215 163V162H214ZM34 164V161H33V163H32V165ZM44 164V163H43ZM48 164V163H47ZM51 164V163H50ZM90 164V166H94V165H91V163H89ZM88 164V165H89ZM94 164V163H93ZM100 163H98V165H99ZM111 164H112V162H111ZM130 164V165H129ZM167 164V163H166ZM173 164V165H172ZM198 164V163H197ZM196 164V162H195V165H197ZM205 164V163H204ZM231 164V163H230ZM234 164V163H233ZM1 165V164H0ZM8 165V164H7ZM17 165V164H16ZM37 164H36V162H35V165H33V167L34 166H36ZM55 165V164H54ZM58 165V164H57ZM60 165H64V163L62 164H60ZM96 165V164H95ZM177 165V164H176ZM181 165V166H182ZM185 165V164H184ZM191 165V164H190ZM192 165H194V164H192ZM199 165H200V163H199ZM203 165V164H202ZM213 165V164H212ZM14 166V165H13ZM39 166V165H38ZM106 166H109V165H107L106 164ZM111 166V165H110ZM110 166L108 167L109 169H110ZM113 166V165H112ZM124 166V165H123ZM127 166V167H128ZM133 166V165H132ZM171 166L172 167H174V163H171ZM189 166V165H188ZM214 166V165H213ZM220 167H221V165H219ZM218 166V167H219ZM4 167V166H3ZM8 167V166H7ZM6 167V168H7ZM11 167V166H10ZM10 167H9V169H10ZM58 167H59V165H58ZM169 166H167V168H168ZM196 167V166H195ZM214 167H216V166H214ZM219 167V168H220ZM222 167H223V165H222ZM221 167V168H222ZM226 168H227V166H225ZM228 167H229V165H228ZM38 168V167H37ZM41 168V167H40ZM52 168H55L54 166L52 167ZM63 168V167H62ZM113 168V167H112ZM118 168V166L117 167H115L114 168V170H116ZM123 169H122V171L125 169L124 167H122ZM163 168V167H162ZM164 168H165V165H164ZM185 168H186V166H185ZM189 168V167H188ZM236 168V167H235ZM14 169V168H13ZM35 169V168H34ZM39 169V168H38ZM84 169H86V167L84 168ZM119 169V168H118ZM129 169V168H128ZM166 169V168H165ZM172 168H170V171L171 172H173V170H171ZM180 169H182V168H180ZM179 169V167H178V170H180ZM190 169H192L193 170V167L191 168L190 167ZM215 169H217V168H215ZM234 169V168H233ZM237 169V168H236ZM2 170V169H1ZM41 170V169H40ZM55 170V169H54ZM59 170V169H58ZM96 170H98V169H96ZM101 170H103L102 168L100 169L99 168V171L102 173L103 171H101ZM108 170V169H107ZM113 170V171H114ZM120 171H121V169H119ZM119 170H117V171H119ZM132 170V169H131ZM136 170V169H135ZM186 170H188V169H186ZM223 170H225V168L223 169ZM228 170H230V169H228ZM235 170V169H234ZM4 171V170H3ZM41 171H43V169L41 170ZM51 171H52V169H51ZM84 171V170H83ZM87 171V170H86ZM116 171V172H117ZM119 171V172H120ZM127 171V170H126ZM161 171V170H160ZM159 171V172H160ZM176 171V170H175ZM12 172V171H11ZM47 172V171H46ZM50 172V171H49ZM56 172V171H55ZM81 172V171H80ZM111 172V171H110ZM116 172H115V174H116ZM119 172H118V176L117 175H115V177L117 176L118 178H119V176L121 177V175L123 176L126 172H124V174L122 173V174H119ZM128 172V171H127ZM132 172H133V170H132ZM136 172V171H135ZM169 172V171H168ZM182 172V171H181ZM180 172V173H181ZM184 172V171H183ZM191 170H190V175H191ZM196 172H197V169H196ZM195 172V173H196ZM200 172H202V171H200ZM219 172H221V171H219L218 170V173ZM228 172H230V171H228ZM231 172H234V171H232L231 170ZM28 173V172H27ZM31 173V172H30ZM41 173H43V172H41ZM40 172H39V174H41ZM91 173V172H90ZM101 173H98V174H101ZM174 173V172H173ZM177 173V172H176ZM214 173H216L215 171H214ZM213 173V174H214ZM215 174V176H217V175H219V174ZM223 173H227V172H223ZM7 174V173H6ZM9 174H10V171H9ZM44 174V173H43ZM52 174V173H51ZM80 174V173H79ZM92 174V173H91ZM94 174V173H93ZM109 174H111V173H109ZM137 174V173H136ZM137 174V175H138ZM160 174H162V172L160 173ZM167 174V173H166ZM200 174V173H199ZM222 174V173H221ZM37 175V174H36ZM46 175L47 174H45V177H46ZM78 175V174H77ZM81 175V174H80ZM95 175H96V173H95ZM102 175V174H101ZM104 175L105 174H103V179L101 178V180H104ZM113 175V174H112ZM111 175V176H112ZM157 175H159V174H157ZM163 175H164V173H163ZM171 175V174H170ZM173 175H175V174H173ZM189 175V176H190ZM225 175V174H224ZM129 176H130V173H129ZM132 176V175H131ZM162 176V175H161ZM166 176V175H165ZM203 176V175H202ZM201 176V177H202ZM223 176V175H222ZM222 176H220V177H222ZM226 176H228V175H226ZM44 176H43V178H45ZM52 177V176H51ZM107 177V176H106ZM110 176L108 175V178H109ZM114 177V178H115ZM116 177V178H117ZM124 177H125V175H124ZM123 177V178H124ZM127 177V176H126ZM169 177V176H168ZM171 177V176H170ZM169 177V179H171ZM176 177H178V175H176ZM181 177V176H180ZM191 177V176H190ZM233 177V178H232ZM43 178H42V176H41V179L43 180ZM116 178H115V180H116ZM129 178V177H128ZM127 178V179H128ZM135 178V177H134ZM133 178V179H134ZM136 178H137V176H136ZM161 178H163V176L161 177ZM182 178H183V175H182ZM210 178H211V174H210ZM230 178H232V179H230ZM10 179H11V177H10ZM100 179V178H99ZM111 179H113L112 177H111ZM164 179V178H163ZM165 179H166V177H165ZM178 179V178H177ZM188 179V178H187ZM186 179V180H187ZM227 179V178H226ZM230 179V180H229ZM27 180H28V178H27ZM40 180V179H39ZM38 180V181H39ZM100 180V181H101ZM115 180H114V184H115ZM135 180V179H134ZM133 180V181H134ZM138 180V179H137ZM149 180H148V182H149ZM154 179H152V181H153ZM182 180V179H181ZM222 180H224V178L222 179ZM222 180H218L219 182L221 181L222 182ZM29 181H32V179H30ZM107 181H111V182H113V180H107ZM117 181V180H116ZM126 181V180H125ZM136 181V180H135ZM167 181V180H166ZM184 181V180H183ZM213 181V180H212ZM27 182V181H26ZM35 182V181H34ZM102 182V181H101ZM122 182V181H121ZM163 182V181H162ZM174 182V181H173ZM172 182V183H173ZM179 182V181H178ZM182 182V181H181ZM181 182H180V184H181ZM202 182V181H201ZM210 182V181H209ZM214 182V181H213ZM0 183H1V181H0ZM3 181H2V185H3ZM31 183V182H30ZM108 182H106V183H104V184H107ZM117 183H118V186H119V183L120 182H118L117 181ZM116 183V184H117ZM137 183V182H136ZM146 183H147V181H146ZM171 183V185H173ZM175 183H176V181H175ZM183 183V182H182ZM208 183V182H207ZM225 183V182H224ZM108 184H110V183H108ZM115 184V185H116ZM122 184V183H121ZM128 184V183H127ZM148 184V183H147ZM179 184V186H183V185H180ZM186 184H187V182H186ZM214 184H215V182H214ZM213 184V185H214ZM144 185V184H143ZM150 185V184H149ZM152 185V184H151ZM175 185V184H174ZM174 185L172 186V188L174 187ZM178 185V184H177ZM188 185V184H187ZM212 185V184H211ZM217 185V184H216ZM5 186V185H4ZM17 186H18V184H17ZM105 186V185H104ZM110 186V185H109ZM123 186V188H124V185H122ZM128 187L127 188H129V185H127ZM186 186V185H185ZM102 187V183H101V186H100V188ZM132 187V186H131ZM143 187V186H142ZM153 187V186H152ZM6 188H8L7 186H6ZM104 188V187H103ZM102 188V189H103ZM110 188H111V186H110ZM127 188H125L126 190H128ZM134 188H136V187H133V189ZM146 188V187H145ZM150 188V187H149ZM180 188V187H179ZM182 188H184V187H182ZM181 188V189H182ZM219 188L221 189L220 191H219ZM224 188V187H223ZM111 189H113V188H111ZM137 189V188H136ZM142 189H144V188H142ZM171 189V188H170ZM215 189V188H214ZM1 190H2V188H1ZM4 190V189H3ZM100 190V189H99ZM107 190H110V189H108L107 188ZM124 190V189H123ZM140 190V189H139ZM148 190V189H147ZM177 190V189H176ZM175 190V192H177ZM185 191H186V189H184ZM190 190V189H189ZM208 189H206V191H207ZM222 190H224V191H222ZM16 191V190H15ZM103 191V190H102ZM102 191H101V193H102ZM130 190H128V192H129ZM132 191V190H131ZM138 191V190H137ZM142 190H140V192H141ZM181 191V190H180ZM94 192H95V190H94ZM104 192V191H103ZM139 192V193H140ZM205 192V191H204ZM208 192V191H207ZM210 192V191H209ZM212 192V191H211ZM0 193H2V192H0ZM99 193V192H98ZM97 193V194H98ZM104 193H106V192H104ZM107 193H109V192H107ZM106 193V194H107ZM111 194H112V192H110ZM110 193L108 194V197L110 196ZM124 193V192H123ZM126 193V192H125ZM134 194H135V192H133ZM182 193H183V195H185L184 194V192H181V195H182ZM185 193H187V191L185 192ZM199 193V192H198ZM201 193V192H200ZM200 193H199V196H200ZM12 194H13V192H12ZM11 194V195H12ZM118 194V193H117ZM131 194H132V192H129V194L127 193L126 195L127 196H129V197H131ZM205 194H206V192H205ZM208 194V193H207ZM14 195V194H13ZM100 195V194H99ZM99 195H96L97 197L95 198V199H97V201H98V196ZM120 195V194H119ZM136 195V194H135ZM135 195H134V197H135ZM137 195H138V193H137ZM179 195V194H178ZM187 195H189L188 193H187ZM201 195H202V193H201ZM214 195H215V193H214ZM1 196V195H0ZM106 196V195H105ZM122 196V195H121ZM124 196V195H123ZM133 196V195H132ZM202 196H204V195H202ZM208 196V195H207ZM210 196H212V195H210ZM3 197V196H2ZM101 197V196H100ZM125 197V196H124ZM180 197L181 196H179V199H180ZM7 198V197H6ZM102 198V197H101ZM117 198V197H116ZM133 197H131V199H132ZM177 198V197H176ZM206 198V197H205ZM207 198H209V197H207ZM214 198V197H213ZM220 198V199H219ZM3 199V198H2ZM11 199V198H10ZM9 199V200H10ZM94 199V200H95ZM100 199V198H99ZM127 199L128 198H126V201H127ZM178 199V200H179ZM198 199V198H197ZM202 199V198H201ZM7 200V199H6ZM6 200H5V202H6ZM12 200V199H11ZM94 200L92 201V203H95V202H97V201H95L94 202ZM103 200H105V199H103ZM129 200V199H128ZM133 200V199H132ZM176 200V199H175ZM204 200V199H203ZM214 200V199H213ZM14 201V200H13ZM47 201V200H46ZM107 201V200H106ZM120 201V200H119ZM130 201V200H129ZM199 201V200H198ZM197 201V202H198ZM202 201V200H201ZM212 201V200H211ZM2 202V201H1ZM48 202H50V201H48ZM131 202V201H130ZM203 202V201H202ZM206 203L208 202V201H205ZM46 203V202H45ZM98 203H99V201H98ZM121 203H123V202H121ZM128 203V202H127ZM171 203H172V200H171ZM179 203V202H178ZM195 203V202H194ZM210 203V202H209ZM6 204H8V203H6ZM173 204V203H172ZM195 204H197V203H195ZM208 204V203H207ZM210 204H212L213 205V203H210ZM2 205V204H1ZM49 205V204H48ZM121 205V204H120ZM124 205H126V204H124ZM204 205V204H203ZM245 205V206H244ZM7 206V205H6ZM10 206V205H9ZM50 206V205H49ZM172 206V205H171ZM195 206V205H194ZM199 206V205H198ZM205 206V205H204ZM203 206V209H205V207ZM8 207V206H7ZM196 207V206H195ZM194 207V208H195ZM202 206H200V208H201ZM208 207V206H207ZM206 207V208H207ZM10 208V207H9ZM186 208V207H185ZM190 208V207H189ZM188 208V209H189ZM192 208V207H191ZM210 208V207H209ZM215 209V207H214V205H213V207L212 208H210V209ZM4 209V208H3ZM8 209V208H7ZM187 208H186V210H188ZM202 208H201V211L203 210ZM245 209H244V211H245ZM50 210H52V209H50L49 208V211ZM194 210V209H193ZM195 210H197V212L195 211ZM194 210V212H196V214L198 213V208L197 209H195ZM205 210H207V209H205ZM204 210V211H205ZM209 210V209H208ZM247 210V211H248ZM253 210H256V211H254V213H253ZM6 211V210H5ZM12 211V210H11ZM46 211L48 212V210H47V208H46ZM145 211V210H144ZM147 211H149V210H147ZM190 212L192 211V209L191 210H189ZM201 211H199L200 212V214L201 215H203L204 213L202 212L201 213ZM210 211V210H209ZM246 211V212H247ZM10 212V211H9ZM14 212V211H13ZM46 212V213H47ZM140 212V211H139ZM142 212V211H141ZM181 212V211H180ZM186 212V211H185ZM44 213H45V211H44ZM49 213V212H48ZM136 213V212H135ZM143 213V212H142ZM145 213V212H144ZM183 213H184V209H183V212H182V214H181V216L183 215ZM191 213H193V212H191ZM207 213V212H206ZM244 213V212H243ZM248 213V215L250 216V215H252V214H249V213H251L250 211H248L247 212ZM260 213V215H263V214H261ZM9 214V213H8ZM42 214H43V212H42ZM138 214V213H137ZM140 214V213H139ZM179 215H180V213H178ZM186 214H187V212H186ZM196 214H194V215H196ZM208 214H210V213H208ZM245 214V213H244ZM256 214V213H255ZM12 215H14V214H12ZM40 215V214H39ZM144 215V214H143ZM143 215H141V216H143ZM148 215V214H147ZM147 215H145V216H147ZM152 215V214H151ZM153 215H155V214H153ZM188 215H189V213H188ZM200 215V216H201ZM241 215V214H240ZM247 215V216H248ZM257 216L259 215V214H256ZM259 215V216H260ZM3 216H5V215H3ZM7 216V215H6ZM46 216V215H45ZM177 216V215H176ZM184 216H186L185 214H184ZM190 217H191V214L189 215ZM188 216V217H189ZM200 216H198L197 218H201ZM206 216V214L204 215V217ZM210 216V215H209ZM215 216H216V218H215ZM242 216H244L243 214H242ZM241 216V217H242ZM44 217V216H43ZM136 217V216H135ZM139 217V216H138ZM150 217V216H149ZM153 217H155V216H153ZM178 217V216H177ZM176 217V218H177ZM207 217V216H206ZM246 217V216H245ZM251 218H252V216H250ZM264 217V216H263ZM12 218V217H11ZM10 218V219H11ZM133 218H134V215H133ZM145 218V217H144ZM167 218V217H166ZM193 218V217H192ZM219 218V219H218ZM40 219V218H39ZM136 219V218H135ZM151 219V218H150ZM169 219V218H168ZM236 219V220H237ZM242 219H246V218H244V217H242ZM247 219H249L250 220V218H247ZM252 219H254V218H252ZM257 219V218H256ZM262 219V218H261ZM264 219V218H263ZM133 220V219H132ZM143 220V219H142ZM148 220V219H147ZM147 220L146 221H144V222H147ZM167 220V219H166ZM165 220V221H166ZM177 220H178V218H177ZM176 220V221H177ZM184 220V219H183ZM189 220H192V219H189ZM209 220V219H208ZM211 220H209V221H211ZM258 220V219H257ZM39 221V220H38ZM41 221H42V217H41ZM151 221V220H150ZM150 221L148 220V224H151L150 223ZM155 221H156V219H155ZM169 221V220H168ZM167 221V222H168ZM175 221V222H176ZM180 221V220H179ZM179 221H177V222H179ZM203 221H204V219H203ZM238 221V220H237ZM236 221V222H237ZM245 221V220H244ZM252 221V220H251ZM251 221H250V224H251ZM254 221V220H253ZM259 221H260V219H259ZM264 221V220H263ZM263 221H260V224L262 223L263 224ZM7 222V221H6ZM138 222V221H137ZM137 222H134V223H137ZM157 222V221H156ZM174 222V223H175ZM187 222H189V221H186V223ZM193 222V221H192ZM208 222V221H207ZM207 222H206V224L205 225H207ZM212 222V221H211ZM210 222V223H211ZM241 222H243V221H241ZM2 223V222H1ZM43 223H44V221H43ZM165 223V222H164ZM163 223V224H164ZM169 223V222H168ZM168 223H167V226H169L168 225ZM173 223V224H174ZM182 223V222H181ZM185 223V224H186ZM189 223H191V222H189ZM194 223V222H193ZM196 223V222H195ZM203 223V222H202ZM239 223V222H238ZM245 223H247V221L245 222ZM254 223H255V221H254ZM256 223H258V225H259V222H256ZM255 223V224H256ZM13 224V223H12ZM12 224H11V226H12ZM36 224V223H35ZM140 224V223H139ZM154 224V223H153ZM178 224V223H177ZM198 224V223H197ZM228 224H230L229 226H228ZM232 224V225H233ZM240 224V223H239ZM37 225V224H36ZM157 225H162V222L160 223V224H157ZM210 225V224H209ZM241 225V224H240ZM140 226V225H139ZM149 226V225H148ZM153 226V225H152ZM152 226H150V227H152ZM167 226L165 225V227L167 228ZM171 226V225H170ZM177 226V225H176ZM178 226H179V224H178ZM202 226H203V224H202ZM224 226H228V227H225V228H223ZM255 226V225H254ZM257 226V225H256ZM260 226V225H259ZM258 226V227H259ZM10 227V226H9ZM40 227V226H39ZM141 227V226H140ZM145 227V226H144ZM148 228V227H146V228H148V229H151V228ZM164 227V229H166ZM181 227V226H180ZM183 227V226H182ZM198 227V226H197ZM205 227V226H204ZM203 227V228H204ZM242 227V226H241ZM246 227H248V226H246ZM258 227H256L257 229H258ZM1 229L3 228V227H0ZM5 228V227H4ZM15 228V227H14ZM35 228V230H37L36 229V226L34 227ZM99 228V227H98ZM110 228V227H109ZM109 228H107V229H109ZM145 228V230H146V232H147V229ZM160 229H161V227H159ZM203 228H202V230H203ZM237 228H239V227H237ZM252 228V227H251ZM255 228V229H256ZM261 228L262 229H264L262 226H261ZM11 230L13 229V228H10ZM33 229V228H32ZM41 229V228H40ZM43 229H44V226H43ZM93 229H95L94 227H93ZM155 229H158V228H154V230ZM163 229V230H164ZM199 229V228H198ZM214 229V228H213ZM38 230H39V228H38ZM101 229H99V231H100ZM153 230V231H154ZM162 230V229H161ZM171 230H173V228L171 229ZM171 230H169L170 232H171ZM181 231H182V229H180ZM217 230V229H216ZM234 230V229H233ZM235 230H237V229H235ZM234 230V231H235ZM239 230V229H238ZM237 230V231H238ZM259 230H261V229H259ZM3 231V230H2ZM1 231V232H2ZM96 231H97V228H96ZM102 231V230H101ZM101 231H100V233H101ZM109 231V230H108ZM114 231H116V230H114ZM117 231H119V230H117ZM150 231V230H149ZM167 231V230H166ZM200 231V230H199ZM218 231H221V230H218ZM217 231V232H218ZM225 231H227L226 229H225ZM241 231H242V229H241ZM254 231V230H253ZM91 232H92V230H91ZM110 232H112V231H110ZM138 232V231H137ZM185 232V231H184ZM203 232H204V230H203ZM213 232V231H212ZM214 232H215V230H214ZM228 232H229V230H228ZM248 232H249V230H248ZM257 232H258V230H257ZM263 232L264 231H262V234H263ZM5 233V232H4ZM94 233V232H93ZM99 232H98V234H95V235H98V236H101L102 234H100ZM103 233V232H102ZM116 233H118V232H116ZM121 233H123V232H121ZM143 233V232H142ZM152 233V232H151ZM167 233V232H166ZM172 233V232H171ZM175 233V232H174ZM182 233H183V231H182ZM206 233L208 234V232H205L204 234H205V236H206ZM216 233V232H215ZM219 233V232H218ZM261 233V232H260ZM14 234V233H13ZM91 233H89V235H90ZM104 234H105V232H104ZM109 234V233H108ZM119 234V233H118ZM128 234H130V233H128ZM134 234V233H133ZM141 236H142V234L141 233H139ZM139 234H138V236H139ZM147 234V233H146ZM148 234H149V232H148ZM153 234V233H152ZM175 234H177V233H175ZM184 234V233H183ZM200 234H201V232H200ZM200 234H199V236H200ZM204 234H201V236H203ZM224 234V233H223ZM228 235H229V233H227ZM234 234H236V232H234ZM234 234H232V235H234ZM239 235H240V233H238ZM243 234H245V232L243 233L242 232V236L241 237H243L244 235ZM247 234V233H246ZM259 234V233H258ZM38 235V234H37ZM112 235V234H111ZM116 236H117V234H115ZM114 235V236H115ZM123 235H125L124 233H123ZM137 235V234H136ZM157 235V234H156ZM162 235V234H161ZM209 235V234H208ZM213 235H214V233H213ZM217 235V234H216ZM220 235V234H219ZM228 235H226V233H225V237L227 238V236ZM231 235V236H232ZM237 235V234H236ZM248 235V234H247ZM246 235V236H247ZM250 235V234H249ZM249 235L247 236V237H249ZM7 236H8V233H7ZM97 236V237H98ZM120 236V235H119ZM128 236V235H127ZM127 236H126V238H127ZM131 236V235H130ZM150 236V235H149ZM148 236V237H149ZM170 236H172L171 234H170ZM175 236V235H174ZM205 236H204V238H205ZM223 237H224V235H222ZM231 236L228 238V239H230L231 238ZM255 236L256 237H259V236H261L260 234H259V236L257 235V233H255ZM264 236V235H263ZM2 237H3V234H2ZM13 237V236H12ZM88 237V236H87ZM86 237V239H88ZM90 237H92L93 238V236H92V234L90 235ZM89 237V238H90ZM112 237V236H111ZM152 237H153V235H152ZM164 237V236H163ZM168 237H169V235H168ZM177 237V236H176ZM220 237V236H219ZM251 237V236H250ZM255 237V239L257 240V238ZM24 238H26V237H24ZM96 238V237H95ZM114 238H116V237H114ZM134 238V237H133ZM132 238V239H133ZM151 238V237H150ZM161 238V237H160ZM171 238H173V236L171 237ZM175 238V237H174ZM173 238V239H174ZM182 238V237H181ZM187 238V237H186ZM197 238H199V237H197ZM202 238V237H201ZM204 238H202V239H204ZM233 238H235L234 236H233ZM237 238V237H236ZM252 238V237H251ZM131 239V240H132ZM139 239H142L141 237L139 238ZM151 239H153V238H151ZM155 239V238H154ZM153 239V240H154ZM165 239H167V238H165ZM170 239V238H169ZM179 239V238H178ZM178 239H177V241H178ZM200 239V238H199ZM206 239H207V237H206ZM211 240V241H213V240H215V238L213 239H211V238H208V240ZM222 239V238H221ZM227 239V241H229ZM238 239V238H237ZM254 239V240H255ZM6 240V239H5ZM4 240V241H5ZM8 240V239H7ZM21 240V239H20ZM19 240V241H20ZM27 240V239H26ZM36 240V239H35ZM34 240V241H35ZM115 240V239H114ZM124 240L126 241V239H125V237H124ZM130 240V241H131ZM137 240V239H136ZM205 240V239H204ZM209 240V241H210ZM217 240V239H216ZM222 240H224V239H222ZM231 240V239H230ZM235 240V239H234ZM240 240V239H239ZM243 240V238H241V241ZM247 240H249V239H247ZM259 240V239H258ZM2 241V240H1ZM88 241V240H87ZM104 241V240H103ZM102 241V242H103ZM168 241V240H167ZM179 241H180V239H179ZM184 241H186V240H184ZM184 241H182V242H184ZM243 241H245V243H246V240H243ZM6 242V241H5ZM13 242H14V240H13ZM24 242V241H23ZM29 242H31V241H29ZM96 242H98V241H96ZM95 242V243H96ZM102 242H98V244H96V247H93V250H95V251H97L96 250V248L99 246V243H100V245H102L101 243ZM116 243V240L115 241H113V243ZM117 242H118V240H117ZM120 242H121V240H120ZM172 242V241H171ZM232 242V241H231ZM234 242V241H233ZM253 242H255V241H253ZM258 242H260V241H258ZM262 242V241H261ZM8 243H11V242H8ZM32 243H34V242H32ZM36 243V242H35ZM82 243H85V241H83ZM94 243V242H93ZM114 243V244H115ZM122 243H123V240H122ZM126 243V242H125ZM129 242H127V244H128ZM173 243H175V242H173ZM180 243V242H179ZM184 243H186V242H184ZM217 243V242H216ZM220 243V242H219ZM218 243V245H217V247L218 246H220V244ZM222 243H223V241H222ZM221 243V244H222ZM226 244L225 245H227V242H225ZM245 243H244V245H245ZM247 243H249L248 241H247ZM4 244V243H3ZM5 244H7V243H5ZM4 244V245H5ZM12 244V243H11ZM11 244H9V245H11ZM19 244V243H18ZM21 244V243H20ZM27 244V243H26ZM42 244V243H41ZM45 244V243H44ZM86 244V243H85ZM84 244V245H85ZM108 244V247L110 248H112L113 247V245L111 246V243L109 242V243H107ZM107 244L106 243H104L103 242V245L102 246H106V248L105 249H107ZM110 244V245H109ZM118 244V243H117ZM120 244V243H119ZM176 244V243H175ZM212 244H213V242H212ZM251 244H252V241H251ZM250 244V245H251ZM13 245V244H12ZM15 245V244H14ZM34 245V244H33ZM32 245V246H33ZM36 245V244H35ZM43 245V244H42ZM83 245V246H84ZM98 245V246H97ZM122 245V244H121ZM124 245V244H123ZM178 245H180V244H178ZM208 246L210 245V244H207ZM206 244L204 245L205 247L207 246ZM232 245V244H231ZM250 245H248L249 247H251ZM253 245H254V243H253ZM259 245V244H258ZM5 246H7V245H5ZM17 244H16V249H17ZM21 246V245H20ZM45 246V245H44ZM51 246V245H50ZM77 246V245H76ZM80 246H82V245H78V247H80ZM93 246H95L94 244H93ZM102 246H99L98 248L100 249ZM104 246V247H105ZM118 246L119 245H116V247L118 248ZM125 246V245H124ZM163 246H165V245H163ZM203 246V245H202ZM201 246V247H202ZM214 246V249H215V246L216 245H213ZM222 246V245H221ZM230 246V245H229ZM228 246V247H229ZM234 246V245H233ZM241 246V245H240ZM243 246V245H242ZM255 246V245H254ZM253 246V247H254ZM260 246V245H259ZM2 247V246H1ZM91 248H92V246H90ZM168 247V246H167ZM177 247H181V246H177ZM204 247V248H205ZM210 247V246H209ZM208 247V248H209ZM226 247V246H225ZM228 247H227V249H228ZM235 247V246H234ZM239 247V246H238ZM245 247H247V246H245ZM248 247V248H249ZM263 246H261L260 248H262ZM20 248V247H19ZM25 248V247H24ZM30 248V247H29ZM32 248V247H31ZM60 248V247H59ZM110 248V249H111ZM124 248H126V247H124ZM163 248V247H162ZM207 248V247H206ZM207 248V249H208ZM210 248H212V246L210 247ZM209 248V249H210ZM219 248V247H218ZM218 248H216V250H218ZM223 247H221L220 248V250L222 249ZM230 249H231V247H229ZM50 249H51V247H50ZM50 249H49V251H50ZM54 249V248H53ZM87 249H89L88 248V246H86V248H85V250L87 251ZM115 249V248H114ZM118 249H120V248H118ZM117 249V250H118ZM122 249H123V247H122ZM122 249H120V250H122ZM224 249V248H223ZM223 249H222V252H223ZM229 249V250H230ZM234 249V248H233ZM235 249H236V247H235ZM253 249V248H252ZM2 250H3V248H2ZM32 250V249H31ZM30 250V251H31ZM52 250V249H51ZM91 250V249H90ZM100 250H101V253H99L100 252ZM99 250V252H97V255L99 254H101L102 255V257L101 256H88V257H90V258H93V257H95V260L93 259V261H91L92 259H90V258H88L87 257V255H86V257L90 260H88L87 262L86 261H84V264H91V262H94L93 264H99V262H100V264L102 263V264H104L105 262L107 263V258H108V255L107 256H103V254L105 255V250L103 251L102 250V248ZM120 250H118L119 252H120ZM124 250L125 249H123V251L122 252H120V257H121V253H123L124 252ZM174 250H175V248H174ZM211 250V249H210ZM220 250H218V251H220ZM225 250H226V248H225ZM224 250V251H225ZM238 250V249H237ZM242 250V249H241ZM246 250V249H245ZM5 251V250H4ZM8 251V250H7ZM17 251V250H16ZM27 251H28V249H27ZM53 251V250H52ZM51 251V252H52ZM55 251V250H54ZM106 251H108V253H109V255H110V252H112L113 251V248L110 250V252H109V250L107 249ZM116 251V250H115ZM114 251V252H115ZM118 251H116V253H119ZM206 251V250H205ZM212 251H213V249H212ZM233 251V250H232ZM232 251L230 250V252L232 253ZM244 251V250H243ZM257 251V250H256ZM264 251V250H263ZM35 252V251H34ZM88 252V251H87ZM90 252V251H89ZM126 252V251H125ZM151 252V251H150ZM221 252V251H220ZM229 252V251H228ZM227 252V253H228ZM229 252V253H230ZM236 252V251H235ZM253 252V251H252ZM4 253V252H3ZM21 253V252H20ZM30 253H32V252H30ZM103 253V254H102ZM113 253V252H112ZM115 253V254H116ZM143 253H145V252H143ZM152 253V252H151ZM155 253H157L156 251H155ZM177 253V252H176ZM207 253V252H206ZM218 253V252H217ZM230 253V254H231ZM234 253V252H233ZM232 253V254H233ZM237 253H239V252H237ZM256 253V252H255ZM6 254H7V252H6ZM5 254V255H6ZM19 254V253H18ZM26 254V253H25ZM25 254H22L21 253V256H25L26 257V255ZM34 254H36V253H34ZM71 254V256H72V254H73V256L71 257L72 259H74L75 257H74V254L75 253H70ZM76 254H78V253H76ZM79 254H81V253H79ZM90 254V253H89ZM153 254V253H152ZM167 254V253H166ZM205 254V253H204ZM224 254L226 255V252H224ZM230 254H228L229 256H230ZM235 254V253H234ZM234 254L232 255V256H234ZM4 255V254H3ZM44 255V254H43ZM81 255H84L85 256V254L83 253V254H81ZM171 255V254H170ZM183 255V254H182ZM186 255V254H185ZM217 255V254H216ZM218 255H219V253H218ZM227 255V256H228ZM254 255V254H253ZM1 256V255H0ZM7 256V255H6ZM12 256H14V255H12ZM21 256L19 255V257L21 258ZM49 256V255H48ZM47 256V257H48ZM79 256V255H78ZM116 256V255H115ZM146 255L144 254V256L143 257H145ZM152 256V255H151ZM165 256V255H164ZM163 256V257H164ZM167 256V255H166ZM173 256V255H172ZM184 256V255H183ZM193 256V255H192ZM220 256V255H219ZM231 256V257H232ZM237 255L235 254V257H236ZM244 256V255H243ZM247 256V255H246ZM18 257V256H17ZM50 257V256H49ZM48 257V258H49ZM74 257V258H73ZM77 257V256H76ZM96 257L98 258L97 259V261H96ZM101 257V258H100ZM105 258V257H107L106 259L107 260H104V259H102V258ZM114 257V256H113ZM195 257V256H194ZM216 257V256H215ZM215 257H214V260H216L215 259ZM222 257V256H221ZM230 257V259H232ZM240 257V256H239ZM248 257H250V256H248ZM2 258H3V256H2ZM10 258V257H9ZM12 258V257H11ZM14 258V257H13ZM42 258H45V257H42ZM82 258H84L83 256H82ZM87 258H85V260H87ZM126 258V257H125ZM128 258V257H127ZM131 257H129V259H130ZM137 258V257H136ZM140 258V257H139ZM146 258V257H145ZM182 258V257H181ZM211 258V257H210ZM217 258V257H216ZM234 258V257H233ZM238 258V257H237ZM243 258V257H242ZM14 259H16V256H15V258ZM13 259V260H14ZM22 259H24V257L22 258ZM35 259H36V255H35ZM71 259V260H72ZM76 259V258H75ZM79 259V258H78ZM78 259H76L77 261H78V263H79V260ZM100 259H102L103 261H104V263H103V261L101 262V260ZM113 260H115L114 258H112ZM111 259V260H112ZM150 259H152V257L150 258ZM155 259V258H154ZM154 259H152L153 261H154ZM165 259V258H164ZM167 260H168V258H166ZM175 259V258H174ZM199 259V258H198ZM212 259V258H211ZM225 259V258H224ZM228 259V258H227ZM247 259H249V258H247ZM246 259V260H247ZM250 259H251V257H250ZM256 259V258H255ZM1 260V259H0ZM3 260V259H2ZM1 260V261H2ZM7 260V259H6ZM19 260V259H18ZM17 260V261H18ZM38 260V259H37ZM36 260V261H37ZM45 260V259H44ZM48 259L46 258V261H47ZM76 260H74V261H76ZM98 260H100L99 262H98ZM110 260V259H109ZM110 260V261H111ZM125 260V259H124ZM123 260V261H124ZM140 260V259H139ZM142 260V259H141ZM143 260H144V258H143ZM143 260H142V262H143ZM148 260V259H147ZM147 260H146V262H147ZM193 259H192V257H191V261H192ZM214 260H212L213 262H214ZM218 261L220 260V258L219 259H217ZM0 261V262H1ZM5 261V260H4ZM9 261V260H8ZM21 261V260H20ZM19 261V262H20ZM33 261H35L34 259H33ZM39 261V260H38ZM37 261V262H38ZM82 261H83V259H82ZM81 261V259H80V263L79 264H81V263H83ZM127 261V260H126ZM158 261V260H157ZM176 261V260H175ZM187 261V260H186ZM189 261V260H188ZM188 261H187V263H188ZM212 261H210L212 264H213V262ZM225 262H227V260H224ZM229 261V260H228ZM233 261V260H232ZM232 261H230L231 263H233ZM240 262H242L241 260H239ZM257 261V260H256ZM256 261H254V264H256L255 262ZM6 262V261H5ZM12 262H14V261H12ZM69 262V261H68ZM96 262V263H95ZM114 262V261H113ZM112 261H111V263H113ZM116 262H117V259H116ZM135 262V261H134ZM149 262V261H148ZM147 262V264H149ZM161 262H163V261H161ZM160 261H159V263H161ZM194 262H195V260H194ZM217 262V261H216ZM221 262V261H220ZM243 262H244V259H243ZM251 262L253 263V261H252V259H251ZM24 263V262H23ZM35 263V262H34ZM33 263V264H34ZM71 263V262H70ZM77 262H72V264H76ZM77 263V264H78ZM139 263V262H138ZM144 263H145V261H144ZM150 263L152 264V261H150ZM175 263H178V261L177 262H175ZM180 263H182L181 261H180ZM186 263V264H187ZM249 263V262H248ZM257 263H259L258 261H257ZM9 264V263H8ZM13 264V263H12ZM17 264H18V262H17ZM28 264V263H27ZM31 264V263H30ZM110 264V263H109ZM114 264V263H113ZM127 264V263H126ZM131 264H133V262L131 263ZM140 264H142V263H140ZM155 264H157V263H155ZM163 264H171V263H168V261H167V263H163ZM193 264H195V263H193ZM208 264V263H207ZM210 264V263H209ZM217 264V263H216ZM219 264H222V263H219ZM226 264V263H225ZM228 264V263H227ZM230 264V263H229ZM233 264H235V263H233ZM242 264V263H241ZM244 264H245V262H244Z\"/></svg>",
	"mask_w": 264,
	"mask_h": 264
},
{
	"label": "rangeland",
	"instance_id": "rangeland-1",
	"mask_svg": "<svg viewBox=\"0 0 264 264\" xmlns=\"http://www.w3.org/2000/svg\"><path fill=\"white\" fill-rule=\"evenodd\" d=\"M29 1V0H28ZM34 1V0H33ZM33 1H29V3H31V4H33L34 5V3H32ZM36 1V4L34 5V7L36 6V11L35 10H33V7L31 8V6H33V5H30V6H26V8L28 7V10L29 9H32L31 11H30V13H32L33 11L36 13H33V14H28L31 18L33 17V16H37V17H39L40 18V15H42L43 14V10L45 9V11L47 10L46 8L47 7H50L51 6V3H52V0H51V3H50V0H41V5H40V0H35ZM39 1V2H38ZM46 1H48V2H46ZM171 1V0H170ZM170 1H168V3L170 2ZM172 1H176V0H172ZM184 1V0H183ZM186 1V0H185ZM185 1H184V3H185ZM191 0H189V2H190ZM195 1V0H194ZM177 2H178V4H179V2L180 3H182L181 2V0L180 1H178L177 0ZM188 2V0H187V3H189ZM197 2V1H196ZM42 3H44V4H46L47 5V3H48V6H46L45 7V5L43 4L42 5ZM168 3L166 2V5L168 6ZM174 3V2H173ZM173 3L172 2H170V4H172L173 5ZM184 3L183 4H181V5H183V6H181V8L182 7H184L185 8V6L186 5H184ZM186 3V4H187ZM39 4V5H38ZM169 4V5H170ZM167 6H165V8H163L162 10L163 11H165V12H163V11H160L159 13L160 14H157V17H153L152 15V17L149 15H147L146 17L147 18H149V17H151L149 20L148 19H146L145 18V16H143V15H145V13H144V11H145V8H144V11H142L143 9H142V7H141V9H139V11L141 10V12H143V13H141V12H139L138 10L136 11L137 13H135L136 14V17L134 16V17H132V19H133V24L132 25H135L136 23H139L138 25H136V26H138V28L135 26H132V28L134 29V34L136 35V37H138V39L136 38H133L135 35L133 34V32L132 31H130L129 33H131V34H133V36L131 35V34H129V35H131L128 39H126L125 41H124V45H123V48H125V53H124V51H122L121 52V56H125V55H123V53L124 54H126V56H127V59H129V61L131 60V59H133L132 61H134V63L132 62V61H130V63L129 64H131V63H133L132 65H133V67L131 66V70H129L128 71V69H127V71H126V73H127V75L129 74V73H131L132 72V74H129V75H132L133 76V78L134 79H136V80H134V79H132L130 76H129V78H131L133 81H131V79L130 80H128V82L126 83V81H123L124 79L122 78V80L120 81V79L118 80V79H116L115 81H113V80H111L110 82H109V84H107L105 87H104V89L101 91V92H104V90L106 91L105 93H103L101 96V98H103V97H106L105 98V101L107 102L108 101V103H111V102H113V100H115V101H117V102H119L118 100H120L121 101V103L119 104L120 106H121V104H122V101H124L125 102V104H127V103H129L130 102V104L129 105H126L125 107H128V108H130V105H131V110L130 111H128V112H130V113H132L131 115H135V117L137 116V119L134 117V115L133 116H131V118H134V122H132L131 124H133L134 123V125H135V128H134V126H133V128H134V132H132L131 134H133V135H127V139L129 140V138L130 137H137V134H138V137L137 138H139V137H142L143 136V138L142 139H138V141H139V145H138V150H136L137 148H134L133 146L131 147L130 146V144L128 145L125 141L123 142V143H121L122 145H119V146H117L116 148V150H115V148L110 152V153H112V155L110 156L111 158V160H107V158L109 159V155L107 156V155H105L107 152H105V154L104 153H102V154H104V155H101V156H97V155H100L99 154V152L101 153V151H102V149L104 150V148H102V147H100L101 146V142H100V145H98L99 144V142H95V141H92V140H90L92 143H96L97 144V146L95 145V147H98L99 148V150L98 149H95L96 151H94V149L93 148H95V147H93L92 148V150L90 149L91 148V145H88L87 143H86V141L89 143L90 141H88L89 139H90V137H91V135H92V137H93V135H95V136H99L100 137V134L98 133L99 132V128L101 129V124L100 125H98V126H100V127H98V130H96V128H95V131L97 132V134L98 135H96V132L95 131H91V132H95V134H88V135H90V137L88 138L87 137V132L86 131H88L86 128H91L90 126H89V122L87 121V119H89L90 118V116H92L93 114L92 113H90L89 114V112L87 111L86 113H87V115H86V113L84 114V113H82V114H80V112H82L83 110L81 109H79L77 112H79V114L78 115H73V116H69V117H67V119L64 117V119L65 120H68V118L70 119V120H68V121H65V123H61V126L62 127H60V126H57V127H59V128H53L52 129V131L50 130V132L49 133H47L46 132V134L48 135H45V133H44V135L46 136V137H43V139H39V135H38V127H37V125H36V127H37V132L36 133H34V131H36V128H35V124H33V122L31 121V119L30 120H28L27 122H31L32 124H33V126H31L29 123H27L26 122V119L24 118V120H25V122L23 121V119H20L19 117H17L16 115H15V117L13 116V115H10L11 114V111H13L14 110V103L13 102H11L12 101V97H14V96H17V94H16V90L18 91V89L19 88H21V90L23 89H25L26 90V88H29L28 89V91L27 92H35V90L34 89H36V87L35 86H37V83H38V85L39 84H41V79L39 78L40 76V74L42 75V73L41 72H43L44 70H41L39 67H33V68H28V69H30V70H28V69H24V70H18V71H15L14 73L13 72H11L10 74L11 75H9V73L8 74H6L5 76H3L4 78L3 79H1L0 80V104H2V105H0V121L1 120H3V121H1L0 122V134H1V138H0V140H2L3 138H4V143H3V140H2V143H1V141H0V143L2 144V145H0V181H1V183H0V192H2V193H0V227H3L2 229L0 228V259L2 260H0L1 262H0V264H17V262H18V264H33L34 262V264H72V262H77L78 263V261L76 260V259H78L79 260V263H80V259H81V261H82V259H83V263H81V264H84V261H88L89 259L88 258H90L91 256H96L97 255V252H99V250L102 248V250L104 249L105 250V255L103 254V256H107L108 255V258L107 257H103L102 259H104V260H107V263L105 262L104 263V261L102 260V259H100L101 260V262L103 261V263L104 264H131L132 262H133V264H140V263H142V264H147V262L149 263V264H151L150 263V261H152V264H155V263H157V264H163V263H167V261H168V263H171V264H186L187 263V261H188V263L187 264H193V263H195V264H212L210 261H212V260H214V257H215V259L216 260H214V262H213V264H219V263H222V264H233V263H235V264H244V262H245V264H254V261H258L259 263H257V261L255 262L256 264H264V232H263V234H262V231H264V229H262L261 228V226L264 228V213H261V214H263V215H260V213L258 212L257 213V211L256 210H253V213H254V211H256L255 213L256 214H259L258 216L254 213V214H252V210L251 209H245V207L247 206H245V207H242V209H243V211L241 210V212L239 213V218L236 220L235 219V222H234V224H233V221L230 223V224H228V226L230 225V228L231 227H233V228H231V231H230V229H227V228H225V227H228V226H224L223 228H225L227 231H225V229H224V232H223V229L221 228L220 229V227H221V225H219V223H218V221H217V223H214L215 221H216V219H214V216L213 215H216V213L218 212L217 210H216V208H218L219 209V206H221V205H218L217 204V202H220V201H218V199H215V197L216 196H221V189H226V187L228 188V186H226L225 187V184H226V180H228V177H231L232 175L231 174H233V173H235L236 172V174H238L237 172H239V171H237V170H239L241 167H240V164L238 165L239 166V169H238V166H231V168H230V165H235V163L236 162H238V163H240V160L245 156L246 157V155L245 154H247L248 153V156L250 155L251 156V154H249V152L248 151H250L251 150V148H249L250 147V145H249V143H250V141H249V137L248 138H246L247 140H245L244 138V140L243 141H240L239 143H235L234 141L233 142H227V138H226V135H224L225 137H224V140L225 141H223V136L221 137L219 134H217V133H219V131L220 130H218L217 131V127H221V120H222V122L226 119V117H230V116H232V117H234L235 118V116H237L238 117V115H240V114H244V107L246 108L247 107V109L249 108L248 106H251V104H249V103H247V104H249V105H247V106H244V104H242L243 105V107L241 108V107H239V108H241V110H239L240 112H237V114H236V112L234 113L233 111H232V113L233 114H229V112L231 113V109L229 108H227L226 109V113H225V111L222 113V111H219V110H221L222 108L220 107V104L222 103V102H220V100L219 99H221V98H219V96H215V97H213L214 95H215V93H214V90H213V96H210V91L207 93V91H204L203 93H205L204 95H203V93L200 95V93L201 92H199L198 94L200 95V96H196L197 98L199 97H201V98H204V97H202V96H206V98H207V100H208V104L206 103V102H204V103H206V105L204 106V104L202 105L203 106V109L202 108H200L199 110H200V112L201 111H203L204 110V114H201L199 111H198V105L197 104H194L195 106V108L194 109H196V111H194V109L192 110V112H195L194 114H197L196 116L198 117V114L200 113L202 116H204L205 117V115H206V120L208 119V117L210 116L211 118H209V121L210 122H206L205 124H206V126H205V124H204V122L205 121H202L203 122V126H205V127H203V129L204 128H207V130L206 129H204V130H206V131H204L203 129V133H205L204 135H202L201 136V134H203V133H200V136L201 137H204V138H200V136L198 137V135L197 134H195L197 131L199 132L201 129V127H199V124H201L200 122V120H199V118L201 117V116H199L198 117V120H197V122H199V124L197 123V126L199 127V129L196 127V129H198V130H196V132H195V130H194V127H193V129L190 127V125H188L189 126V128L190 129H192L193 130V133L191 132V130H190V132L192 133V135H193V137L195 136V135H197V137H198V145L200 146H198L197 145V140L195 141V138L197 139V137L195 136V138H193V137H191V135H190V137L192 138V139H190L188 142H184V141H179L178 139V141H176V145H177V147L175 146V149L173 150V153L174 154H171L169 151H170V149L171 148H169V154L166 156V157H168V158H166L165 160H167V161H162L163 162V165H162V163L158 166V168H157V170L158 171H156V172H154L152 175H151V178H150V180H149V178L147 179V180H145V183H144V181L143 182H140V175L138 174V172H137V168L134 166V165H137V164H135V162H136V160L138 159L139 160V158H138V156H137V153H136V151H140V149H142L141 147H139L140 145H143L142 144V142H141V140L143 141V139L145 138H148L149 137V135H150V137L148 138V139H150L151 137H153V135L155 136V131L158 129L157 127H156V129L153 127H151V126H149L147 123H146V119H148L147 117H150L151 116V114H153V113H155V111H153L154 110V108H156V106H153L152 107V109L151 108H149L146 112H142V114L143 115H146L145 117L144 116H140L139 114H141V108L140 107H142L143 105H145L146 103L145 102H147V98L150 100V98H149V91H148V94L145 92H143V91H145V89L146 88H144V87H146V86H148V85H144L143 86V84H145V82H148V83H150L151 81V83L153 84L154 83V81H156L155 83H158V82H160V84H161V86L162 85H164L163 86V88H171V89H173V87L175 88L176 87V85L178 86V89H176V90H179V91H182L181 89H182V87L181 86H183V84L184 83H188V82H186L187 80H188V77L191 75V77H189V80L188 81H190L191 80V78H192V73H193V71L194 70H191L190 68H192V69H195L194 68V66H193V64H195L196 63V61H194V60H196L197 58H198V56L200 55V58H198V60L200 59V61L203 59L202 57L203 56H205V55H202V54H206V52L208 53V51H207V49H206V47L208 48V47H210L209 46V44L210 43H208L206 40V42L204 41V43L202 42H200L201 44H199V42H197V43H191V45H189V44H187V45H185L184 47H182V48H180L179 49V54L178 55H180V53H181V55H183V57L182 58H184V55L186 54V52H187V54H188V56H187V54L185 55V56H187V58L184 60V59H182L181 58V60L179 61V60H175V63H174V61H171V62H168L167 64H165V65H161V63H162V59L163 58H165L166 57V54H167V52H166V47H168V40L166 39L167 38V35L169 36V38H170V36H171V38L172 37H174V36H177V35H179V34H181V32H177V34H176V31L174 30V31H172L174 28V26L175 25H177L178 23L180 24L181 22H179L180 20H182L181 18H180V20H179V18L177 19V15H175L174 13H172L173 15H175L176 17H175V19H176V21H175V23H169V22H171V21H168L167 22V20L166 21H164L165 19H166V17H165V19L163 20L162 19V17H164V16H166V15H164V13H167V17H169L170 15H171V12L172 11H175V10H180V7H178L177 9H175L174 7H172V6H170V8H169V6L167 7ZM174 6H179V5H177L176 3H174ZM39 8L40 9H42L41 11H39ZM169 8V9H168ZM174 9V10H172V9ZM200 8V7H199ZM24 9H25V7H24ZM23 9V10H24ZM35 9V8H34ZM165 9V10H164ZM166 9H168V12H166ZM172 11H171V10ZM187 9V8H186ZM185 9V10H186ZM27 12H28V10L27 9H25ZM24 10V11H25ZM184 10V9H183ZM183 10H180L181 12L180 13H184V15H185V13H187L186 14V16H188L189 17V13L188 12H185V10L183 11ZM23 11V12H24ZM25 11V12H26ZM39 11V12H38ZM37 12H38V14H37ZM161 12H163V13H161ZM177 12H179V11H177ZM176 12V13H177ZM29 13V12H28ZM40 13V14H39ZM139 13H141V14H139ZM168 13L170 14V15H168ZM143 14V15H142ZM18 15H20V16H18V18H19V20H20V22H24V25L26 24V25H28V23H27V21L29 20V18L27 19V17L28 16H26V14L24 15V13H21L20 12V14H18ZM21 15L23 16V17H21ZM33 15V16H32ZM39 15V16H38ZM138 15V16H137ZM140 15H142V16H140ZM160 15V16H159ZM173 15H171V16H173ZM178 15H180L181 16V14H178ZM36 16H35V19H33L32 18V22H35L36 20H37V18H36ZM155 16V15H154ZM138 17V20L139 21H137L135 18H137ZM139 17L141 18L142 17V22L144 21V23L142 24V22L140 21L141 19H139ZM17 17H16V19H15V21L17 22H13V26H12V28L13 27H15L16 26V24L18 25H21V23L19 22V21H17V19H18ZM157 18V19H156ZM198 18H200V17H197V19ZM146 20V22H145V20ZM152 19H153V21H152ZM163 21H162V20ZM174 18L172 17V19L171 20H173ZM185 19V18H184ZM183 19V20H184ZM24 20V21H23ZM35 20V21H34ZM159 20H161V21H159ZM169 20V19H168ZM177 20H179V21H177ZM187 20H189L188 18L186 19V20H184L183 22H182V24H183V26L185 25V22L187 21ZM199 20V19H198ZM201 20V19H200ZM199 20V21H200ZM148 21V22H147ZM202 21V20H201ZM19 22V23H18ZM26 22V23H25ZM31 21H30V23H32ZM150 22V23H149ZM161 22L162 23H164V22H167V24H168V26H167V24L165 25V24H161ZM14 23H16V24H14ZM160 23V24H159ZM23 24V23H22ZM147 24V25H146ZM177 25L178 26V31L180 30V31H182V34L184 33V30L186 31V33H187V28H185V27H183L184 28V30H181V26L180 25ZM16 26L12 31H10V33L12 32L13 34L12 35H14V33H15V30L17 31V32H19L18 30H20L21 29V31L23 30V26ZM25 25V26H26ZM162 25V26H161ZM165 25V26H164ZM169 25L170 26H172V30L170 29L171 27H169ZM140 26V27H139ZM143 26V27H142ZM149 26H150V28H149ZM176 26V27H177ZM203 26V25H202ZM18 27V28H17ZM155 27H156V30H155ZM161 27V29L160 30H162L163 28L165 29H167L168 30V32L166 31V30H162V31H160L159 29H157V28H160ZM169 27V28H168ZM175 27V28H176ZM181 27V28H180ZM20 28V29H19ZM26 28V27H25ZM24 28V29H25ZM138 29V31L140 32V33H138L136 30ZM155 30H153V29ZM182 28V29H183ZM208 28V27H207ZM133 29H131V30H133ZM146 29V30H145ZM152 31H150V30ZM169 29H170V32L171 33H169ZM14 31V32H13ZM136 31V32H135ZM166 31V32H165ZM16 32V34H18ZM144 32V33H143ZM148 32V33H147ZM149 32H151V33H149ZM154 32H155V35H153L154 34ZM161 32V34L160 35H158L159 33ZM141 33H143V35L141 34ZM157 33V34H156ZM166 33H168V34H166ZM184 34V35H187L188 37H190L188 34ZM15 34V35H16ZM165 34V35H164ZM176 34V35H175ZM138 35V36H137ZM163 35V36H162ZM173 35V36H172ZM140 36H141V38H142V40H140L141 38H140ZM150 37L151 39H152V43H151V39L150 40H147L148 39V37ZM160 36H162V37H160ZM166 36V37H165ZM145 37H147V39L145 40L144 38ZM154 37V38H153ZM165 37V38H164ZM158 38H162V40L164 39H166L165 41H166V44L164 45L163 43L165 42H161V40L160 39H158ZM193 38V37H192ZM144 39V40H143ZM156 39V40H155ZM158 39V40H157ZM135 40V41H134ZM155 40V41H154ZM172 40H173V38H172ZM172 40H169V41H172ZM194 40V39H193ZM127 41V42H126ZM132 41V42H131ZM137 41H139V42H137ZM142 41V42H141ZM145 41H148V42H146V43H144ZM158 41V42H157ZM195 41V40H194ZM126 42V43H125ZM130 42V43H129ZM135 42V43H134ZM138 44H137V43ZM141 42V43H140ZM154 42V43H153ZM155 42H157V43H155ZM133 43V44H132ZM143 43V44H142ZM160 43H162V44H160ZM206 43V46H204L203 44H205ZM126 44V45H125ZM131 46L130 48L129 47H127V49H126V47L125 46H129V45ZM135 44H137V45H135ZM145 44V45H144ZM152 44V45H151ZM170 44V43H169ZM207 44H208V46H207ZM135 45V46H134ZM141 45H143V46H141ZM148 45H150V46H148ZM155 45V46H154ZM201 45V46H200ZM139 46V47H138ZM148 48H147V47ZM153 46V47H152ZM157 46V47H156ZM144 47H146L147 48V50H149V53H148V51L146 50V49H144ZM189 47V48H188ZM133 48H135V50L133 51ZM137 48H139L137 51H136V49ZM153 50H152V49ZM156 48H158L157 50H155ZM163 48V50H161ZM165 48V49H164ZM185 48V49H184ZM204 48V49H203ZM129 49H130V51H131V54H129L130 52H129ZM144 49V50H143ZM183 49V50H182ZM192 49V50H191ZM202 51V52H200V50ZM206 49V52L204 51ZM128 50V51H127ZM142 50H143V52L145 53H143L142 52ZM161 50V51H160ZM157 51H159V53H156ZM184 51H186V52H184ZM196 51H198L199 52V54H198V52L196 53ZM129 52V53H128ZM138 52V53H137ZM147 52V53H146ZM151 52V53H150ZM153 52H155V53H153ZM163 52V53H162ZM183 52V53H182ZM191 52H192V54H191ZM205 52V53H204ZM133 53H134V55H133ZM136 53V54H135ZM144 54V55H143ZM149 55L150 54V56H147V55ZM153 54V55H152ZM155 54V55H154ZM218 54H219V56L218 57H220V53L218 52ZM130 55V56H129ZM139 55V57H140V59H139V57L138 58H136L137 56ZM143 55V56H142ZM152 55V56H151ZM156 55H157V57H156ZM159 55V56H158ZM165 55V56H164ZM176 55H177V53H176ZM191 55V56H190ZM192 55H194L195 56V58L192 56ZM196 55H197V57H196ZM125 56V57H126ZM164 56V57H163ZM190 56V57H189ZM202 56V57H201ZM129 57V58H128ZM145 57V58H144ZM149 57H151V59L152 60H150L149 59ZM163 57V58H162ZM192 57V58H191ZM136 58V59H135ZM147 58V59H146ZM158 58H160V59H158ZM202 58V59H201ZM139 59V60H138ZM154 59H157V62H155L156 60H154ZM161 62L160 64H159V61ZM164 60V59H163ZM188 61V62H186L185 63V61ZM191 60V61H190ZM210 61V60H208L207 58H205V61ZM138 61V62H137ZM140 61L142 62V63H140ZM220 61V60H219ZM219 61H217V62H219ZM138 64H137V63ZM155 62V63H154ZM192 62V63H191ZM147 63H148V65H147ZM150 63V64H149ZM180 65H179V64ZM201 63H202V61H201ZM205 63H206V65H207V67H206V65H205ZM210 63H212V61L211 62H209V64L207 63V62H204L203 61V63H202V65L203 66H201V68H204L205 69V67H206V69L204 70V69H202V70H200L199 69V67L200 66H197L198 67V69H199V71L201 72H203V73H206V74H208L209 72H211L210 74H212V72H213V70H214V72H216L215 70L216 69H222V68H213V66L210 68ZM242 63H245V62H242L241 61V67L242 68H244V70L243 69H241L243 72H244V74H246L247 73V68L245 67V66H243V65H245V64H242ZM141 64V65H140ZM170 64V65H169ZM176 66H175V65ZM186 66H185V65ZM190 64V65H189ZM135 65H136V68H135ZM197 65H199V64H197ZM201 65V64H200ZM205 65V66H204ZM231 65H233V63L231 64ZM147 66V67H146ZM150 66V67H149ZM157 66V67H156ZM159 66V67H158ZM165 66V67H164ZM168 66V67H167ZM169 66H170V68H169ZM174 66H175V68H174ZM177 66H179V67H177ZM181 66V67H180ZM185 66V67H184ZM233 66H234V68L236 69V70H234V68H233ZM232 66V68H233V70H234V72H232V73H234V74H236L235 72L237 71V73H238V70H239V68L237 67L236 68V64L235 65H233ZM142 67H145V68H143L142 69ZM154 67H156V68H154ZM164 67V68H163ZM196 67V68H197ZM240 67V68H241ZM129 68V67H128ZM134 70H133V69ZM138 68H140V70L138 69ZM154 68V69H153ZM160 68H161V70H160ZM167 68H169V69H167ZM174 70H173V69ZM189 69L190 70V72L191 73H189V71L188 70H184V69ZM208 68V69H207ZM213 68V69H212ZM36 69V70H35ZM43 69V68H42ZM143 71H142V70ZM156 69V70H155ZM179 69H182V70H179ZM229 69L230 68H228V70H226L225 72H229ZM238 69V70H237ZM250 69H252V71H253V68L252 67H250ZM25 70H26V72H25ZM29 72H28V71ZM34 72H32V71ZM39 70V71H38ZM137 70V71H136ZM145 70V71H144ZM157 70H159L158 71V73L160 72H162V74H163V76H161L162 78H160L159 77V79H161L162 80V82H161V80H159L158 79V74H157ZM179 70V71H178ZM210 70H212V71H210ZM217 70V71H218ZM31 71V72H30ZM41 71V72H40ZM155 71V72H154ZM170 71V72H169ZM173 71H176V72H173ZM186 73H185V72ZM206 71V72H205ZM232 71V69H230V72ZM242 71H241V73H242ZM249 71V70H248ZM24 72V73H23ZM36 72L38 73V76H37V74H36ZM136 72H138V73H136ZM142 72H143V74H142ZM165 72H166V74H165ZM167 72H168V74H167ZM179 74H178V73ZM213 72V73H214ZM219 72H220V75H221V73H224L225 74V72H224V70H223V72H221L220 70H219ZM250 73H252L251 71H249ZM17 73V74H16ZM28 73V74H27ZM140 73V74H139ZM151 73V74H150ZM155 73V74H154ZM173 73V74H172ZM180 73H181V75H180ZM183 73H185L186 74V77H185V74H183ZM188 73V74H187ZM231 73V74H232ZM250 73L248 74V78H250ZM20 76H19V75ZM22 74V75H21ZM36 74V75H35ZM135 74V75H134ZM146 74V75H145ZM148 74V75H147ZM150 74V75H149ZM157 74V75H156ZM176 74V75H175ZM190 74V75H189ZM216 75L218 74V73H215ZM214 74V75H215ZM227 74H229V73H227ZM227 74H225V75H227ZM231 74H229L230 76H229V78H231V76H233V74L231 75ZM240 73H238V76H241V74L239 75ZM243 73H242V77H243V79H244V75ZM13 75H16V76H14V77H11V76H13ZM35 75V76H34ZM126 75V74H125ZM126 75V76H127ZM140 75V76H139ZM153 75L155 76V78L153 77ZM165 75V76H164ZM179 75H180V77H179ZM183 75V76H182ZM188 75V76H187ZM215 75V77H214V79L216 78V80H217V78L219 79V77L221 78V76L218 74V76H216ZM237 75V74H236ZM233 76V77H236V79L238 78L239 79V77H237V76ZM7 76L9 77L10 76V78H12V79H10V80H8L9 78H7ZM24 76V77H23ZM27 76V77H26ZM33 76V77H32ZM126 76H124V77H126ZM136 76H139V77H137V78H139L138 80H140V81H137V78H136ZM143 76V77H142ZM150 76H152V77H150ZM157 76V77H156ZM179 78H178V77ZM252 76H254L253 74H252ZM256 76V75H255ZM254 76V77H255ZM18 77V78H17ZM21 77L23 78V82L21 81ZM33 79H32V78ZM40 79L39 81H41V82H39L38 81V78ZM128 77V76H127ZM145 77V78H144ZM171 77V78H170ZM177 77V78H176ZM253 77V78H254ZM36 78V79H35ZM144 78V79H143ZM150 78L152 79V78H154L153 80H150ZM170 78V79H169ZM183 78V79H182ZM211 78V77H210ZM210 78L209 79H206L207 80V82H209V80H210ZM252 78V77H251ZM251 78H250V80H251ZM252 78V79H253ZM256 79H258V81L260 80H264V79H259L258 78V76H256L255 77ZM5 79H7V80H5ZM14 79V80H13ZM17 79H20L19 81H17L18 83L17 84H21V85H15L16 84V81L15 80H17ZM141 79H142V82H141ZM177 79V80H176ZM179 79V80H178ZM181 79V80H180ZM212 80V78H211V80L210 81H212V84H214V87L218 84V82L217 81H215V80ZM232 79V78H231ZM240 79H242V78H240ZM242 79V80H243ZM35 80V81H34ZM159 80V81H158ZM169 80H171V81H169ZM173 80V81H172ZM4 81V82H3ZM5 81H7V82H5ZM12 81V82H11ZM21 81V82H20ZM38 81V82H37ZM117 81V82H116ZM133 82V84L135 83L136 84V86H138V87H135V86H132L133 84L131 83V82ZM136 81L137 82H139V83H141V84H139V83H136ZM174 81H177L176 83H174ZM182 81V82H181ZM192 81H193V78H192ZM215 81V83H213ZM219 81V80H218ZM221 81V80H220ZM220 81H219V83H220ZM245 81H247V80H245ZM9 82V83H8ZM20 82V83H19ZM34 82H35V84H34ZM118 82H119V84H118ZM130 82V83H129ZM144 82V83H143ZM170 82H172V83H170ZM178 82H179V84H178ZM216 82H217V84H216ZM251 82V81H250ZM249 82V83H250ZM253 82V81H252ZM262 82V81H261ZM261 82L259 83L258 82V85H260V88H262V92H264V84H261ZM8 83V84H7ZM14 84V86H13V84ZM24 83V84H23ZM29 83V84H28ZM117 84V85H115V84ZM147 83V84H148ZM154 83V84H155ZM164 83V84H163ZM181 83V84H180ZM3 84V85H2ZM7 84V85H6ZM122 84V85H121ZM126 84V85H125ZM129 84H131L130 86H129ZM134 84V85H135ZM160 84H159V86H160ZM168 84V85H167ZM170 84H171V86H170ZM173 84H175V85H173ZM210 82H209V86H210ZM211 84V86H213ZM251 84V83H250ZM8 85H9V88L12 86V88L10 89V90H8L9 88H8ZM11 85V86H10ZM24 85V86H23ZM26 85H27V87H26ZM30 85V86H29ZM112 85V86H111ZM120 85H121V88H120V91H122L121 93H120V91H119V88H117V86L118 87H120ZM126 86V88H125V86ZM128 85V86H127ZM180 85V86H179ZM184 85H186V84H184ZM223 85V84H222ZM252 85H255V84H252ZM262 85V86H261ZM4 86H6V87H4ZM15 86H17V87H15ZM18 86H19V88H18ZM41 86H42V84H41ZM45 86V85H44ZM113 86H114V88H113ZM124 86V87H123ZM24 87H26V88H24ZM32 87H35L34 89H32ZM37 87H39V86H37ZM46 87V86H45ZM45 87H44V89L43 90H45ZM122 87H123V89H122ZM133 88V91H132V88ZM180 87V88H179ZM259 87V86H258ZM6 88V90H5V92L3 91L4 89ZM14 88H16V89H14ZM40 88H43V86L42 87H39V89ZM108 88H109V90L112 92H110L109 90H108ZM131 88V89H130ZM135 88H137V90H135ZM163 88H161V92H163ZM256 88V87H255ZM254 88V90H257V88L255 89ZM260 88H258L259 90H257L258 92L256 93V94H258V93H260V94H262V95H264V93H261V92H259V91H261L260 90ZM12 89H14V92H15V94L16 95H14V94H12V93H14L13 92V90ZM38 89V88H37ZM39 89L37 90V91H39ZM127 91H126V90ZM185 89V86L183 87V90ZM42 90V89H41ZM116 92H115V91ZM138 90H140V91H138ZM174 90V89H173ZM206 90V89H205ZM11 91V95H9V92ZM19 91H20V89H19ZM100 91H94V92H89V95H88V92H86V94H84L85 92H83L81 95L83 96V98H82V96L80 95V98L82 99V102L80 101L79 103H83V99L86 101V100H89L88 102H89V104H91L90 103V99H91V97L92 98H96L95 96H97L98 94L100 95L101 94V92ZM124 91V92H123ZM129 91H131L133 94L131 95V93L129 92ZM4 92V93H3ZM23 92H25V91H23ZM40 92V91H39ZM109 92H110V94H111V97H110V95H109ZM119 92V93H118ZM137 92L139 93V95H137ZM142 92L144 93V94H147L148 96H146L147 98L144 100V98H143V100H142ZM220 92V91H219ZM8 95H7V94ZM19 93V92H18ZM26 93V92H25ZM90 93H94L93 94V96L90 94ZM98 93V94H97ZM124 93V94H123ZM126 93V94H125ZM129 93V94H128ZM152 93V92H151ZM207 93V94H206ZM217 93H218V91H217ZM221 93V92H220ZM4 94H6V95H4ZM23 94V93H22ZM22 94H20L19 93V95H22ZM104 94H106V95H104ZM128 94V95H127ZM134 94H136V95H134ZM209 94V95H208ZM222 94V93H221ZM252 94H254L255 95V93H252ZM252 94H250L251 96H252ZM14 95V96H13ZM48 95H51V94H48ZM88 95V96H87ZM112 95H114V96H112ZM126 96L127 97V99L129 100V101H127V99H126V97L124 96V97H121V96ZM174 95V94H173ZM217 95V94H216ZM220 95V94H219ZM223 95V94H222ZM6 96H7V98H6ZM9 96V97H8ZM87 96V97H86ZM107 96H109V97H107ZM129 96H132V97H129ZM137 96H138V98H137ZM10 97H11V99H10ZM46 97H47V95H46ZM49 97H51V96H49ZM85 97H86V99H85ZM120 97V98H119ZM136 97V98H135ZM144 97V96H143ZM165 97V96H164ZM220 97H221V95H220ZM2 98V99H1ZM90 98V99H89ZM108 98V99H107ZM114 98V99H113ZM125 98V99H124ZM131 98V99H130ZM141 98V99H140ZM165 98H167V97H165ZM169 98V97H168ZM206 98H204V100L206 99ZM217 99V98H219V99H217L216 101H218L219 100V102H218V104L219 105H217L218 107L215 109V110H213V108H212V110H210L211 108H210V106L212 105L213 106V104L214 103H216L215 102V99ZM4 99V100H3ZM81 99H78V100H81ZM104 99V98H103ZM112 101H111V100ZM138 99V100H137ZM45 100V99H44ZM78 100H76V102L78 103ZM91 100H94V99H91ZM144 101V103L142 102V101ZM148 100V101H149ZM158 100V99H157ZM203 100V101H204ZM6 101V102H5ZM10 103H9V102ZM114 101V102H115ZM127 101V102H126ZM131 101H132V103H131ZM139 101L141 102V103H143V105L142 106H140V103H139ZM212 101H213V104H212ZM3 102H4V104L7 106H3L4 104H3ZM75 102V101H74ZM74 102H72L71 101V104L72 103H74ZM75 102V103H76ZM87 102V101H86ZM85 102V103H86ZM88 102L86 103V105L88 104ZM123 102V103H124ZM135 102V103H134ZM150 102V101H149ZM250 102V101H249ZM12 103V104H11ZM74 103V104H75ZM84 103V104H85ZM136 103H138L137 105H139V106H137L136 105ZM148 103V102H147ZM251 103V102H250ZM74 104H72L73 106H74ZM115 103H113V105H114ZM118 104V103H117ZM211 104V105H210ZM69 105H70V103H69ZM79 105V104H78ZM80 105H82V104H80ZM92 105V104H91ZM110 105H112V104H110ZM197 105V106H196ZM242 105H240V106H242ZM3 106V107H2ZM75 106H77V105H75ZM83 106V105H82ZM81 106V107H82ZM88 106V105H87ZM135 107V109L134 110H132L134 107ZM137 106V107H136ZM208 106H209V108H208ZM221 106H222V104H221ZM79 107V106H78ZM85 107V111H86V106H84ZM90 107L91 106H88V108L90 109ZM123 107H124V104H123ZM124 107V108H125ZM140 108L139 110L137 109V108ZM214 107H215V105H214ZM223 107V106H222ZM2 108H3V110H2ZM69 108H71V107H66V109H67V112H69ZM87 108V110H89ZM221 108V109H220ZM73 109V108H72ZM238 109V108H237ZM236 109V110H237ZM10 110V111H9ZM77 110V108H74V110L73 111H76ZM127 108H126V112H127ZM136 110H138V111H140V112H138V111H136ZM150 110H152V111H150ZM206 110V111H205ZM236 110H234V111H236ZM3 111V112H2ZM66 112V110L65 109H63V111L62 112ZM72 110H70V112H71ZM132 111H134V113L132 112ZM238 111V110H237ZM7 112V113H6ZM76 112V113H77ZM137 112V113H136ZM191 112V113H192ZM208 112V113H207ZM211 112V113H210ZM3 113H6L7 115L9 114L10 115V117H8V116H6L5 114H3ZM72 113V112H71ZM75 112H73L72 114H74ZM75 113V114H76ZM145 113V114H144ZM225 113V114H224ZM84 114V115H83ZM199 114V115H200ZM227 114V115H226ZM2 115V116H1ZM4 115H5V117H4ZM65 115H68V113L67 114H65ZM80 115V116H79ZM81 115H83V116H81ZM85 115H86V117H85ZM226 115V116H225ZM11 116H13L12 118H11ZM192 116L193 117H190L191 118V120H192V118L194 119V118H196V116L194 117V115H193V113H192ZM215 116H217L216 118H215ZM3 119H2V118ZM10 119H8V118ZM80 117V118H79ZM15 118V119H14ZM72 118H73V120H72ZM75 118V119H74ZM81 118L83 119L81 122L78 120V119H80L81 120ZM85 118V119H84ZM130 118V121L132 120ZM139 118V119H138ZM143 119V120H140V119ZM146 118V119H145ZM190 118H189V122H188V124H191V120H190ZM223 118V119H222ZM225 118V119H224ZM13 119H14V121H13ZM19 119V120H18ZM35 119V118H34ZM197 119V118H196ZM203 119V118H202ZM201 119V120H202ZM214 119H216V120H214ZM220 119V120H219ZM238 119V118H237ZM240 119H244V118H240ZM15 120H18L19 122H21V124L18 122V124L17 123H14L15 122ZM75 120H78L77 122L79 123V124H77V122L75 121ZM204 120V119H203ZM233 120V119H232ZM246 120H247V118H246ZM8 121H10V122H8ZM64 121H62V122H64ZM69 121H71L70 122V124L71 123H74V125L73 124H71V126L73 125V127L71 128V126H69V127H66V129L65 128H63L64 126H66L65 124H66V122H67V126L68 125H70L68 122ZM75 121V122H74ZM133 121V120H132ZM136 121V122H135ZM139 121V122H138ZM211 121H214V122H211ZM219 121H220V124H219ZM248 121V120H247ZM4 122V123H3ZM194 122H195V124H196V121H193L192 120V123L194 124ZM136 123H137V125H136ZM212 123V124H211ZM213 123H214V125H213ZM218 123V124H217ZM7 126H6V125ZM23 124V125H22ZM25 124V125H24ZM85 126H84V125ZM139 124V125H138ZM143 124H145V125H143ZM192 124V125H193ZM210 124V125H209ZM1 125H3V126H1ZM11 125V126H10ZM15 125H17L18 126V128H15ZM19 125H20V127L21 128H19ZM22 125V126H21ZM59 125V124H58ZM81 125H82V128L83 129H85V130H82L81 129ZM141 125V126H140ZM186 125V124H185ZM184 125V126H185ZM202 125V124H201ZM200 125V126H201ZM211 125H213V126H211ZM218 125H220V126H218ZM7 128H6V127ZM27 126V127H26ZM80 127V129H76V128H79ZM88 126V127H87ZM149 126V127H148ZM209 126V127H208ZM32 127H34V128H32ZM74 127H76L75 129L76 130H74L73 128ZM84 127H86V128H84ZM144 127L146 128V130L147 131H144L145 129H144ZM151 127V128H150ZM210 127H212V128H210ZM216 127V128H215ZM8 128H11L10 130L8 129ZM24 128V129H23ZM25 128H27L26 129V131H27V133H26V131H25ZM28 128H30V129H28ZM62 128V129H61ZM70 128V129H69ZM7 131H6V130ZM16 129H18V130H20V131H17ZM63 129L65 130V131H63ZM142 129H143V131H142ZM148 129H151V130H148ZM153 129V130H152ZM185 129H186V132L188 131L187 129H188V127H185ZM210 129V130H209ZM211 129H214V132H213V130H211ZM1 130H2V132L4 131V132H6V134L3 132V133H1ZM8 130H9V132H13V130L15 131V135H14V133H10L11 134V136L13 137V138H15V139H13V140H11L12 139V137L10 136V134H9V132H8ZM23 130H24V132H23ZM33 132H32V131ZM54 130V131H53ZM66 130L68 131L66 134H65V132H66ZM91 130H93V129H91ZM133 130V129H132ZM201 130V131H202ZM29 131H31L32 132V135H31V132H29ZM55 131H57V132H55ZM64 133H62V132ZM79 132V134H76L77 132ZM82 131V132H81ZM101 131V130H100ZM148 131H150V132H148ZM182 131V130H181ZM184 128H183V133H184ZM214 134V136L212 135V137H211V132ZM8 132V133H7ZM20 132V133H19ZM51 132H53V134H54V136L52 137L51 136ZM57 133L60 137H58V135L56 136L55 135V133ZM59 132V133H58ZM69 132H71V133H69ZM135 132H137V134L135 133ZM142 132V133H141ZM153 132V133H152ZM180 132V131H179ZM179 132H178V134H179ZM18 133V134H17ZM26 133V134H25ZM75 133V134H74ZM84 133V134H83ZM88 133H89V131H88ZM101 133V132H100ZM145 133V134H144ZM150 133V134H149ZM181 134V135H185L186 137H188L187 136V133L186 134ZM4 134V135H3ZM30 135V136H27V135ZM33 134H36V135H38V136H36V138H35V135L33 136ZM139 134H143L142 136L140 135L139 136ZM147 134V136H144V135H146ZM179 134V135H180ZM195 134V135H194ZM246 134V133H245ZM15 137H14V136ZM19 135V136H18ZM25 136V138L23 137V136ZM70 137V138H68V136ZM85 135H86V137L88 138V140H86L87 138L85 137ZM177 134H175V136L174 137H176L177 138V136H176ZM189 135V134H188ZM221 137H219V136ZM33 136V138H35L34 140H35V142H36V144H35V142L33 141V138H31ZM52 138H51V137ZM65 137L66 136V138H68V139H66V141H64L65 139H63V141H62V138L63 137ZM80 136V137H79ZM81 136H83V137H81ZM93 137V138H97V137ZM183 136H180V137H183ZM247 136H249V135H247L246 134V136L245 137H247ZM7 137H9V138H7ZM21 137H23V138H21ZM26 137H27V139H26ZM38 137V138H37ZM77 137H79L80 138V140H79V138H77ZM98 137V138H99ZM189 137V138H190ZM206 137H207V139H206ZM228 137V136H227ZM7 140H6V139ZM29 138V139H28ZM41 138V137H40ZM54 138V139H53ZM57 138V141L55 140ZM61 138V140H59ZM84 138H86L85 140V144H87L88 146H90V147H88L87 145H85V144H83L84 143ZM96 139V141H98L99 139ZM176 138H174V140L173 141H175L176 140ZM179 138V137H178ZM52 141V139H53V141L50 143V141ZM82 139V140H81ZM144 139V141L146 142V140ZM179 139H181V138H179ZM183 140H185V141H187L186 140V138H182ZM229 139V138H228ZM6 140V141H5ZM32 140V141H31ZM42 140V141H41ZM78 140V141H77ZM152 140V139H151ZM151 140H147L148 142H147V144L146 145H148L149 144V142L151 141ZM200 140L202 141V142H204V144H202V142H200ZM205 140V141H204ZM214 140H215V142H214ZM8 141H9V143H8ZM11 141V142H10ZM21 141H22V144H21ZM23 141H24V143H23ZM59 141H62L61 142V144L60 145H58L57 144V142L59 143ZM143 141V142H144ZM172 140H171V143L173 144L174 142H173ZM5 142H6V144H5ZM14 142L18 145H15L14 144ZM29 142H32V144H30ZM41 142V145H39V143ZM44 144H43V143ZM56 142V143H55ZM65 144H64V143ZM67 142V143H66ZM91 142H90V144H91ZM145 142H144V144H145ZM180 142H183V143H180ZM200 142V143H199ZM209 144H208V143ZM28 143V144H27ZM35 145H34V144ZM53 143V144H52ZM62 143H63V145H62ZM82 143V145H84L85 147L87 146V149L86 150H88V153H85V152H82V151H84V149L81 151V146H80V144ZM127 144V146L126 145H124V144ZM141 143V144H140ZM170 143V144H171ZM190 143H192V144H190ZM8 144V145H7ZM30 144V145H29ZM172 144H171V146L170 147H172ZM187 144V145H186ZM196 144V145H195ZM202 144V145H201ZM215 146H214V145ZM217 144H218V146L220 147V146H222V147H216L217 146ZM231 144V145H230ZM246 144V145H245ZM11 145V146H10ZM44 145V146H43ZM46 145V146H45ZM58 147H57V146ZM62 145V146H61ZM80 146L79 148H78V146ZM137 145H135V146H137ZM146 145H143L145 148H148V147H146ZM185 146L186 145V147L187 148H190L189 150L186 148H184L183 150H182V147L181 146ZM193 145V146H192ZM226 145V146H225ZM244 145H245V147H244ZM15 146V147H14ZM27 146V147H26ZM29 146V147H28ZM31 146H32V148H31ZM35 146V147H34ZM37 146V147H36ZM39 146V147H38ZM53 146V147H52ZM60 146V147H59ZM84 146H83V148H84ZM92 146H93V144H92ZM129 146V147H128ZM142 146V147H143ZM173 146H174V144H173ZM179 146V147H178ZM188 146H190V147H188ZM198 146V147H197ZM205 148V149H203V147ZM213 146V148H211ZM225 146V147H224ZM4 147V148H3ZM9 147V148H8ZM41 147V148H40ZM62 147H63V149H62ZM119 147V148H118ZM123 147V148H122ZM194 147V148H193ZM197 147V148H196ZM216 149H219V150H216ZM227 147H229V148H227ZM233 147V148H232ZM234 147H235V149H234ZM3 148V149H2ZM13 148L15 149V150H13ZM36 148H37V150H36ZM53 148V149H52ZM56 148L59 150H57L56 151ZM120 148H122V150H120ZM132 148V149H131ZM140 148V149H139ZM172 148H174V147H172ZM193 148V149H192ZM208 148H210V149H208ZM230 148H231V150H230ZM237 148H239V150L237 149ZM243 148V149H242ZM6 149V150H5ZM9 149V150H8ZM12 149V150H11ZM31 149V150H30ZM32 149H33V152H32ZM44 149H45V151H44ZM79 149H80V151H79ZM127 149V150H126ZM135 149V150H134ZM177 149V150H176ZM179 149V150H178ZM180 149H181V151H180ZM197 149V150H196ZM200 149H201V151H200ZM203 149V150H202ZM208 149V151H206ZM213 149V150H212ZM215 149V150H214ZM227 149V150H226ZM234 149V150H233ZM236 149H237V153H236ZM241 149V150H240ZM249 149V150H248ZM3 150V151H2ZM4 150H5V152H6V154H5V152H4ZM11 150V151H10ZM29 150H30V152H29ZM35 150V151H34ZM43 151V154H42V151H41V155L42 156H40V152L39 151ZM132 150L134 151L133 153H132ZM143 150H144V148H143ZM186 150H187V153H186ZM200 152H199V151ZM209 150H211V151H213V152H211V151H209ZM221 150V151H220ZM228 150H230V151H228ZM2 151V152H1ZM20 151V152H19ZM27 151V152H26ZM38 151V152H37ZM48 151H49V155H47L46 153H48ZM56 151V152H55ZM62 151V152H61ZM78 151L80 152V154L78 153ZM118 151V152H117ZM120 151V152H119ZM124 151V152H123ZM178 151H180V152H178ZM185 151V152H184ZM193 151V152H192ZM202 151H203V153H202ZM205 151H206V153H205ZM235 151V152H234ZM243 151V152H242ZM253 151V150H252ZM251 151V152H252ZM14 154H13V153ZM26 152V153H25ZM29 152V153H28ZM32 152V154H30ZM51 152V153H50ZM82 152V153H81ZM87 152V151H86ZM93 152H95V155H96V157H97V160H95L96 158H94L95 156H94V153ZM103 152V151H102ZM116 152V153H115ZM121 152H123V154L121 153ZM125 152H128V154L126 153V154H124ZM130 152V153H129ZM140 152H142V151H140ZM140 152H138V153H140ZM167 152V153H168ZM172 152V151H171ZM192 152V153H191ZM207 152H209V153H207ZM221 152V153H220ZM223 152V153H222ZM3 155H2V154ZM8 153H9V155H8ZM11 153V154H10ZM24 153V154H23ZM35 153V155H33ZM37 153H38V155L39 156H37ZM56 154V156H55V154ZM59 153V154H58ZM86 155H91V156H86ZM110 153H108V154H110ZM115 153V154H114ZM121 153V154H120ZM135 153H136V155H135ZM178 153H180L179 155H177ZM191 153V154H190ZM220 153V154H219ZM240 153V154H239ZM243 153V154H242ZM23 154V155H22ZM29 154V155H28ZM50 154H51V156H50ZM52 154H54V155H52ZM84 154V155H83ZM184 154V155H183ZM193 154L195 155V156H193ZM198 154V155H197ZM202 154V160H200V155ZM203 154H206V155H203ZM214 154H219V155H214ZM224 154V155H223ZM229 157V154H230V156H234L233 154H235V156H234V158H236V160L234 159V158H232V157H227L226 155ZM232 154V155H231ZM239 154V155H238ZM19 155H21V156H19ZM58 155V156H57ZM113 155H115V157L116 158H114V156ZM119 155V156H118ZM126 156V158H125V156ZM127 155H129V156H127ZM169 155H170V157H169ZM182 155V156H181ZM187 155V158L185 157L184 158V156H186ZM189 155V156H188ZM240 155L241 156H243V157H240ZM2 156V157H1ZM10 156H11V158H10ZM26 156H27V159L29 158V160H28V162H27V160H26ZM30 156V157H29ZM45 156H46V158H45ZM47 156H48V158H47ZM81 156V157H80ZM94 156V157H93ZM105 156V157H104ZM120 156H124L123 158L121 157V159L119 160V159H117L118 157L120 158ZM132 156V157H131ZM133 156H136L137 157V159H135ZM179 157V159H178V157ZM197 156V157H196ZM204 156V157H203ZM208 156V157H207ZM238 158H237V157ZM246 157V158H249V157ZM7 159H6V158ZM8 157H9V159H8ZM20 157H21V159L22 160H20ZM32 157V158H31ZM38 157V158H37ZM54 157V158H53ZM58 157V158H57ZM60 157V158H59ZM62 157V158H61ZM67 157V159H65ZM82 157H84V159L82 158ZM89 160L90 158L89 157H91V159H92V161H91V159H90V161L91 162H88V160L86 159V158ZM132 158V159H129V158ZM139 157H140V155H139ZM173 157H176V158H173ZM196 157V158H195ZM214 157V158H213ZM224 157V158H223ZM3 158H4V161H3ZM12 158H14V160L12 159ZM25 158V159H24ZM39 158H41V159H39ZM52 160H51V159ZM101 158V159H100ZM108 161H106L105 159ZM190 158V159H189ZM213 158V159H212ZM221 158V159H220ZM239 158H241L240 160H238ZM17 159H18V161H17ZM50 160V161H48V160ZM61 159V160H60ZM100 159V161H98ZM103 159V160H102ZM113 159H115V160H113ZM117 159V160H116ZM125 159H126V161H125ZM175 159V160H174ZM178 159V160H177ZM191 159H192V162L190 163V161H191ZM217 159V160H216ZM223 159V160H222ZM224 159H226V160H224ZM8 162H7V161ZM32 160V161H31ZM42 160L44 161L43 163H42ZM47 160V161H46ZM53 160H54V162H53ZM121 161L120 162V164L121 163H123V164H121L120 166H119V161ZM131 160H132V162H131ZM135 160V161H134ZM189 162H188V161ZM197 160H200V161H198L197 162ZM212 160V161H211ZM220 160V161H219ZM234 160V161H233ZM15 161H17V162H15ZM33 161H34V164L33 165H35V162H36V166H34L33 167V165H32V163H33ZM38 161V162H37ZM53 162V166L55 167V168H52L53 166H52V162ZM63 161V162H62ZM66 161V162H65ZM105 161L107 162V163H105ZM125 161V162H124ZM172 161H177L178 163H176L175 164V162H172ZM184 162L183 163V165H182V163L181 162ZM188 163H187V162ZM201 161H204V163H201ZM213 162V163H211V164H209L210 162ZM236 161V162H235ZM12 162V163H11ZM96 162V163H95ZM103 162V163H102ZM110 162V163H109ZM111 162H112V164H111ZM114 162V163H113ZM115 162H117L118 163V165H116V163ZM126 162H130V164H131V166L129 167L128 165H127V163ZM134 162V163H133ZM194 162V163H193ZM195 162H196V164L197 165H195ZM215 162V163H214ZM48 163V164H47ZM51 163V164H50ZM63 164L64 163V165H60V164ZM89 163H91V165H94V166H90V164ZM94 163V164H93ZM98 163H100L99 165H98ZM102 163V164H101ZM104 163H105V166H100V165H104ZM137 163V162H136ZM167 163V164H166ZM171 163H174V167H172L171 166ZM199 163H200V165H199ZM231 163V164H230ZM234 163V164H233ZM238 163H236V165L238 164ZM8 164V165H7ZM17 164V165H16ZM55 164V165H54ZM59 165V167H58V165ZM89 164V165H88ZM96 164V165H95ZM106 164L107 165H111L110 166V169L108 168L109 166H106ZM129 164V165H130ZM185 164V165H184ZM191 164V165H190ZM192 164H194V165H192ZM203 164V165H202ZM214 166H216V167H214ZM14 165V166H13ZM39 165V166H38ZM113 165V166H112ZM124 165V166H123ZM133 165V166H132ZM164 165H165V168H164ZM173 165V164H172ZM182 165V166H181ZM189 165V166H188ZM219 165H221V167H222V165H223V167L221 168ZM228 165H229V167H228ZM4 166V167H3ZM8 166V167H7ZM11 166V167H10ZM118 166V168L119 169H121V171L117 168L116 170H114V168L115 167H117ZM128 166V167H127ZM167 166H169L168 168H167ZM185 166H186V168H185ZM196 166V167H195ZM220 168H219V167ZM225 166H227V168L225 167ZM7 167V168H6ZM9 167H10V169H9ZM39 169H38V168ZM41 167V168H40ZM63 167V168H62ZM86 167V169H84ZM113 167V168H112ZM122 167H124L125 169L122 171ZM163 167V168H162ZM178 167H179V169L180 168H182V169H180V170H178ZM189 167V168H188ZM190 167L192 168L193 167V170L192 169H190ZM237 169H236V168ZM14 168V169H13ZM35 168V169H34ZM99 168L101 169H103V170H101V171H103L102 173L99 171ZM129 168V169H128ZM170 168H172L171 170H173V172H171L170 171ZM215 168H217V169H215ZM225 168V170H223ZM235 170H234V169ZM2 169V170H1ZM43 169V171H41V170ZM51 169H52V171H51ZM55 169V170H54ZM59 169V170H58ZM96 169H98V170H96ZM108 169V170H107ZM133 170V172H132V170ZM136 169V170H135ZM186 169H188V170H186ZM196 169H197V172H196ZM228 169H230V170H228ZM4 170V171H3ZM84 170V171H83ZM87 170V171H86ZM114 170V171H113ZM117 170H119V171H117ZM128 172H127V171ZM161 170V171H160ZM176 170V171H175ZM190 170L192 171L191 172V175H190ZM218 170L219 171H221V172H219L218 173ZM231 170L232 171H234V172H231ZM9 171H10V174H9ZM12 171V172H11ZM47 171V172H46ZM50 171V172H49ZM56 171V172H55ZM81 171V172H80ZM111 171V172H110ZM117 171V172H116ZM136 171V172H135ZM160 171V172H159ZM169 171V172H168ZM182 171V172H181ZM184 171V172H183ZM200 171H202V172H200ZM214 171L216 172V173H214ZM227 172V173H223V172ZM228 171H230V172H228ZM28 172V173H27ZM31 172V173H30ZM39 172L41 173V172H43V173H41V174H39ZM92 174H91V173ZM115 172H116V174H115ZM118 172H119V174H124V172H126L124 175H125V177H124V175L122 176L121 175V177L119 176V178L117 177L118 176ZM162 172V174H160ZM177 172V173H176ZM181 172V173H180ZM196 172V173H195ZM7 173V174H6ZM52 173V174H51ZM81 175H80V174ZM94 173V174H93ZM95 173H96V175H95ZM98 173H101V174H98ZM109 173H111V174H109ZM129 173H130V176H129ZM138 175H137V174ZM163 173H164V175H163ZM167 173V174H166ZM200 173V174H199ZM214 173V174H213ZM219 174V175H217V176H215V174ZM222 173V174H221ZM37 174V175H36ZM45 174H47L46 175V177H45ZM78 174V175H77ZM103 174H105L104 175V180H101V178L103 179ZM113 174V175H112ZM157 174H159V175H157ZM171 174V175H170ZM173 174H175V175H173ZM210 174H211V178H210ZM225 174V175H224ZM108 175L110 176L109 178H108ZM112 175V176H111ZM115 175H117L116 177H115ZM132 175V176H131ZM163 176V178H161L162 176ZM166 175V176H165ZM176 175H178V177H176ZM182 175H183V178H182ZM191 177H190V176ZM203 175V176H202ZM223 175V176H222ZM226 175H228V176H226ZM41 176H42V178H43V176L45 177V178H43V180L41 179ZM52 176V177H51ZM107 176V177H106ZM127 176V177H126ZM136 176H137V178H136ZM171 178V179H169V177ZM181 176V177H180ZM202 176V177H201ZM220 176H222V177H220ZM234 176H236V175H234L233 174V177ZM10 177H11V179H10ZM111 177L113 178V179H111ZM116 178V180L118 181V182H120L119 183V186H118V183H117V181L115 180V178ZM124 177V178H123ZM129 177V178H128ZM135 177V178H134ZM165 177H166V179H165ZM232 177V178H233ZM27 178H28V180H27ZM100 178V179H99ZM128 178V179H127ZM136 180H134V179ZM178 178V179H177ZM188 178V179H187ZM224 178V180H222ZM227 178V179H226ZM232 178H230V179H232ZM30 179H32V181H29ZM40 179V180H39ZM113 180V182H111V181H107V180ZM138 179V180H137ZM152 179H154L153 181H152ZM182 179V180H181ZM187 179V180H186ZM229 179V180H230ZM39 180V181H38ZM102 182H101V181ZM114 180H115V184H114ZM126 180V181H125ZM134 180V181H133ZM148 180H149V182H148ZM167 180V181H166ZM184 180V181H183ZM215 182V184H214V182ZM218 180H222V182L220 181H218ZM2 181L4 182L3 183V185H2ZM27 181V182H26ZM35 181V182H34ZM122 181V182H121ZM146 181H147V183H146ZM163 181V182H162ZM174 181V182H173ZM175 181H176V183H175ZM179 181V182H178ZM183 183H182V182ZM202 181V182H201ZM210 181V182H209ZM216 181L219 183V184H221V186H220V188L222 187V183L224 184L223 185V187L220 189L219 188V194L220 195H218L217 193H216V189H218V187H216V186H218L219 184L218 183H216ZM31 182V183H30ZM106 182H108V183H110V184H104V183H106ZM137 182V183H136ZM173 182V183H172ZM180 182H181V184H180ZM186 182H187V184H186ZM208 182V183H207ZM225 182V183H224ZM101 183H102V187L100 188V186H101ZM122 183V184H121ZM128 183V184H127ZM171 183L174 185V187L172 188V186L173 185H171ZM228 183V182H227ZM17 184H18V186H17ZM144 184V185H143ZM150 184V185H149ZM152 184V185H151ZM178 184V185H177ZM179 184L180 185H183V186H179ZM212 184V185H211ZM214 184V185H213ZM217 184V185H216ZM5 185V186H4ZM105 185V186H104ZM111 186V188H113V189H111L110 188V186ZM122 185H124V188H123V186ZM127 185H129V188H127L128 186ZM186 185V186H185ZM227 185V184H226ZM6 186L8 187V188H6ZM132 186V187H131ZM143 186V187H142ZM153 186V187H152ZM104 187V188H103ZM133 187H136V188H134L133 189ZM146 187V188H145ZM150 187V188H149ZM180 187V188H179ZM182 187H184V188H182ZM1 188H2V190H1ZM103 188V189H102ZM107 188L108 189H110V190H107ZM125 188H127L128 190H130L129 192H132V194H131V197H133L132 199H131V197H129V196H127L126 194L128 193L129 194V192H128V190H126ZM142 188H144V189H142ZM171 188V189H170ZM182 188V189H181ZM215 188V189H214ZM4 189V190H3ZM100 189V190H99ZM124 189V190H123ZM142 190L141 192H140V190ZM148 189V190H147ZM177 189V190H176ZM184 189H186V191H187V193L189 194V195H187V193H185L186 191L184 190ZM190 189V190H189ZM206 189H208L207 191H206ZM16 190V191H15ZM94 190H95V192H94ZM104 192H112V194L110 193V196L108 197V194L109 193H104ZM132 190V191H131ZM138 190V191H137ZM175 190L177 191V192H175ZM181 190V191H180ZM224 190H222V191H224ZM101 191H102V193H101ZM206 192V194H205V192ZM210 191V192H209ZM212 191V192H211ZM12 192H13V194H12ZM99 192V193H98ZM124 192V193H123ZM126 192V193H125ZM133 192H135V194L133 193ZM140 192V193H139ZM181 192H184V194L185 195H183V193H182V195H181ZM201 192L202 193V195H204V196H202L201 195V193H200V196H199V193ZM98 193V194H97ZM118 193V194H117ZM137 193H138V195H137ZM208 193V194H207ZM214 193H215V195H214ZM12 194V195H11ZM100 194V195H99ZM120 194V195H119ZM179 194V195H178ZM96 195H99L98 197L100 198H98V201H99V203H98V201H97V199H95L97 196ZM106 195V196H105ZM122 195V196H121ZM125 197H124V196ZM133 195V196H132ZM134 195H135V197H134ZM208 195V196H207ZM210 195H212V196H210ZM3 196V197H2ZM102 198H101V197ZM179 196H181L180 197V199H179ZM7 197V198H6ZM117 197V198H116ZM177 197V198H176ZM206 197V198H205ZM207 197H209V198H207ZM214 197V198H213ZM3 198V199H2ZM12 200H11V199ZM126 198H128L127 199V201H126ZM198 198V199H197ZM202 198V199H201ZM216 198H218V197H216ZM220 198H222V196L220 197ZM219 198V199H220ZM7 199V200H6ZM10 199V200H9ZM95 199V200H94ZM103 199H105V200H103ZM176 199V200H175ZM179 199V200H178ZM204 199V200H203ZM214 199V200H213ZM5 200H6V202H5ZM14 200V201H13ZM47 200V201H46ZM94 200V202L95 201H97V202H95V203H92V201ZM107 200V201H106ZM120 200V201H119ZM171 200H172V203H171ZM199 200V201H198ZM203 202H202V201ZM212 200V201H211ZM2 201V202H1ZM48 201H50V202H48ZM198 201V202H197ZM205 201H208L207 203L205 202ZM215 201H217V202H215ZM46 202V203H45ZM121 202H123V203H121ZM128 202V203H127ZM179 202V203H178ZM197 203V204H195V203ZM213 203V205H214V207H215V209L213 208V209H210V208H212L213 207V205L212 204H210V203ZM221 202L223 203V199L221 200ZM219 203V204H222V203ZM6 203H8V204H6ZM2 204V205H1ZM50 206H49V205ZM121 204V205H120ZM124 204H126V205H124ZM205 206H204V205ZM8 207H7V206ZM10 205V206H9ZM172 205V206H171ZM196 207H195V206ZM199 205V206H198ZM200 206H202L201 208L203 209V206L205 207V209H207V210H205V209H203L202 211H201V208H200ZM208 206V207H207ZM10 207V208H9ZM188 209L189 207V209L188 210H186V208ZM192 207V208H191ZM195 207V208H194ZM207 207V208H206ZM210 207V208H209ZM4 208V209H3ZM8 208V209H7ZM46 208H47V210H48V212L46 211ZM49 208L50 209H52V210H50L49 211ZM198 208V213L196 214V212H197V210H195V209H197ZM183 209H184V213H183V215L181 216V214H182V212H183ZM192 209V211L191 212H193V213H191L189 210H191ZM196 211V212H194V210ZM210 211H209V210ZM244 209H245V211H244ZM6 210V211H5ZM12 210V211H11ZM145 210V211H144ZM147 210H149V211H147ZM205 210V211H204ZM250 211L251 213H249V214H252V215H250V216H252V218H254V219H252L249 215H248V211ZM10 211V212H9ZM14 211V212H13ZM44 211H45V213H44ZM140 211V212H139ZM143 213H142V212ZM181 211V212H180ZM187 212V214H186V212ZM199 211H201V213L203 212L204 214L203 215H201L200 214V212ZM214 211H216V213L215 214H213V212ZM247 211V212H246ZM42 212H43V214H42ZM47 212V213H46ZM136 212V213H135ZM145 212V213H144ZM207 212V213H206ZM245 214H244V213ZM9 213V214H8ZM138 213V214H137ZM140 213V214H139ZM178 213H180V215L178 214ZM188 213H189V215L191 214V217L188 215ZM208 213H210V214H208ZM211 213L213 214L212 216H213V219H214V222H213V219L211 220L210 218H212V216H211ZM12 214H14V215H12ZM40 214V215H39ZM144 214V215H143ZM148 214V215H147ZM152 214V215H151ZM153 214H155V215H153ZM184 214L186 215V216H184ZM194 214H196V215H194ZM206 214V216L204 217V215ZM241 214V215H240ZM242 214L244 215V216H242ZM3 215H5V216H3ZM7 215V216H6ZM46 215V216H45ZM133 215H134V218H133ZM141 215H143V216H141ZM145 215H147V216H145ZM178 217H177V216ZM201 215V216H200ZM210 215V216H209ZM248 215V216H247ZM44 216V217H43ZM136 216V217H135ZM139 216V217H138ZM150 216V217H149ZM153 216H155V217H153ZM189 216V217H188ZM198 216H200L201 218H197ZM244 217V218H246V219H242V217ZM246 216V217H245ZM12 217V218H11ZM41 217H42V221H41ZM145 217V218H144ZM167 217V218H166ZM178 218V220H177V218ZM193 217V218H192ZM210 217V218H209ZM11 218V219H10ZM40 218V219H39ZM136 218V219H135ZM151 218V219H150ZM169 218V219H168ZM215 218H216V216H215ZM247 218H250V220L249 219H247ZM258 220H257V219ZM262 218V219H261ZM133 219V220H132ZM143 219V220H142ZM150 221V223L151 224H148V220ZM155 219H156V221H155ZM167 219V220H166ZM184 219V220H183ZM189 219H192V220H189ZM203 219H204V221H203ZM211 220V221H209V220ZM219 219V218H218ZM259 219H260V221H263V224L261 223L260 224V221H259ZM39 220V221H38ZM147 220V222H144V221H146ZM166 220V221H165ZM169 220V221H168ZM179 221V222H177V221ZM245 220V221H244ZM252 220V221H251ZM255 221V223L256 222H259V225H258V223H254V221ZM7 221V222H6ZM43 221H44V223H43ZM138 221V222H137ZM169 223H168V222ZM176 221V222H175ZM186 221H189V222H191V223H189V222H187L186 223ZM194 223H193V222ZM208 221V222H207ZM237 221V222H236ZM241 221H243V222H241ZM247 221V223H245ZM250 221H251V224H250ZM2 222V223H1ZM134 222H137V223H134ZM162 222V225L160 226V225H157V224H160ZM165 222V223H164ZM175 222V223H174ZM182 222V223H181ZM196 222V223H195ZM203 222V223H202ZM206 222H207V225H205L206 224ZM211 222V223H210ZM241 224H239V223ZM13 223V224H12ZM37 225H36V224ZM140 223V224H139ZM154 223V224H153ZM164 223V224H163ZM167 223H168V225L169 226H167ZM174 223V224H173ZM179 224V226H178V224ZM186 223V224H185ZM198 223V224H197ZM11 224H12V226H11ZM202 224H203V226H202ZM210 224V225H209ZM233 224V225H232ZM141 227H140V226ZM149 225V226H148ZM153 225V226H152ZM165 225L167 226V228L165 227ZM177 225V226H176ZM255 225V226H254ZM257 225V226H256ZM10 226V227H9ZM36 226V229L37 230H35V227ZM40 226V227H39ZM43 226H44V229H43ZM145 226V227H144ZM150 226H152V227H150ZM181 226V227H180ZM183 226V227H182ZM198 226V227H197ZM205 226V227H204ZM242 226V227H241ZM246 226H248V227H246ZM259 226V227H258ZM5 227V228H4ZM15 227V228H14ZM93 227L95 228V229H93ZM99 227V228H98ZM110 227V228H109ZM146 227H150L151 229H148V228H146ZM159 227H161V229L159 228ZM164 227L166 228V229H164ZM204 227V228H203ZM237 227H239V228H237ZM252 227V228H251ZM256 227H258V229L256 228ZM10 228H13L12 230L10 229ZM33 228V229H32ZM38 228H39V230H38ZM41 228V229H40ZM96 228H97V231H96ZM107 228H109V229H107ZM145 228L147 229V232H146V230H145ZM154 228H158V229H155L154 230ZM173 228V230H171ZM199 228V229H198ZM202 228H203V230H204V232H203V230H202ZM214 228V229H213ZM229 228V227H228ZM256 228V229H255ZM99 229H101L100 231H101V233H100V231H99ZM164 229V230H163ZM180 229H182V231H183V233H182V231L180 230ZM217 229V230H216ZM235 229H239L238 231L237 230H234ZM241 229H242V231H241ZM259 229H261V230H259ZM3 230V231H2ZM91 230H92V232H91ZM109 230V231H108ZM114 230H116V231H114ZM117 230H119V231H117ZM150 230V231H149ZM154 230V231H153ZM167 230V231H166ZM169 230H171V232L169 231ZM200 230V231H199ZM214 230H215V232H214ZM218 230H221V231H218ZM228 230H229V232H228ZM248 230H249V232H248ZM254 230V231H253ZM257 230H258V232H257ZM2 231V232H1ZM110 231H112V232H110ZM138 231V232H137ZM185 231V232H184ZM213 231V232H212ZM219 233H218V232ZM5 232V233H4ZM94 232V233H93ZM98 232L100 233V234H102L101 236H98V235H95V234H98ZM103 232V233H102ZM104 232H105V234H104ZM116 232H118V233H116ZM121 232H123L125 235H123V233H121ZM143 232V233H142ZM148 232H149V234H148ZM153 234H152V233ZM167 232V233H166ZM177 233V234H175V233ZM200 232H201V234H204L205 232H208V234L206 233V236H205V234L203 235V236H201V234H200ZM234 232H236V234H234ZM242 232L244 233L245 232V234H243L244 236L243 237H241L242 236ZM261 232V233H260ZM7 233H8V236H7ZM14 233V234H13ZM89 233H91L92 234V236H93V238L92 237H90V235H89ZM109 233V234H108ZM128 233H130V234H128ZM134 233V234H133ZM139 233H141L142 234V236L139 234ZM147 233V234H146ZM213 233H214V235H213ZM224 233V234H223ZM225 233H226V235H228L227 233H229V235L227 236V238L225 237ZM238 233H240V235L238 234ZM249 235V237H247L248 235ZM255 233H257V235L259 236V234L261 235V236H259V237H256L255 236ZM259 233V234H258ZM2 234H3V237H2ZM38 234V235H37ZM112 234V235H111ZM115 234H117V236L115 235ZM137 234V235H136ZM138 234H139V236H138ZM157 234V235H156ZM162 234V235H161ZM170 234L173 236V238H171L172 236H170ZM199 234H200V236H199ZM217 234V235H216ZM220 234V235H219ZM232 234H234V235H232ZM115 235V236H114ZM120 235V236H119ZM128 235V236H127ZM131 235V236H130ZM150 235V236H149ZM152 235H153V237H152ZM168 235H169V237H168ZM175 235V236H174ZM222 235H224V237L222 236ZM232 235V236H231ZM247 235V236H246ZM13 236V237H12ZM88 236V237H87ZM98 236V237H97ZM112 236V237H111ZM126 236H127V238H126ZM149 236V237H148ZM164 236V237H163ZM177 236V237H176ZM204 236H205V238H204ZM220 236V237H219ZM231 236V240L230 239H228L229 237ZM233 236L235 237V238H233ZM252 238H251V237ZM24 237H26V238H24ZM86 237L88 238V239H86ZM90 237V238H89ZM96 237V238H95ZM114 237H116V238H114ZM124 237H125V239H126V241L124 240ZM134 237V238H133ZM142 238V239H139V238ZM155 238L154 240L153 239H151V238ZM161 237V238H160ZM182 237V238H181ZM187 237V238H186ZM197 237H199V238H197ZM204 238V239H202V238ZM206 237H207V239H206ZM238 239H237V238ZM255 237L257 238V240L255 239ZM133 238V239H132ZM165 238H167V239H165ZM170 238V239H169ZM180 239V241H179V239ZM208 238H215V240H213V241H211L210 239V241L208 240ZM224 239V240H222V239ZM241 238H243V240H246V243H245V241H241ZM6 239V240H5ZM8 239V240H7ZM21 239V240H20ZM27 239V240H26ZM36 239V240H35ZM116 240V243L114 244L113 243V241H115ZM132 239V240H131ZM137 239V240H136ZM177 239H178V241H177ZM217 239V240H216ZM227 239L229 240V241H227ZM235 239V240H234ZM240 239V240H239ZM247 239H249V240H247ZM255 239V240H254ZM259 239V240H258ZM2 240V241H1ZM6 242H5V241ZM13 240H14V242H13ZM20 240V241H19ZM35 240V241H34ZM88 240V241H87ZM104 240V241H103ZM117 240H118V242H117ZM120 240H121V242H120ZM122 240H123V243H122ZM131 240V241H130ZM168 240V241H167ZM184 240H186V241H184ZM24 241V242H23ZM29 241H31V242H29ZM83 241H85V243H82ZM96 241H100V242H104V243H111V246L113 245V253L112 252H110V250L112 249L111 247V249L108 247V244H107V249L109 250V252H110V255H109V253H108V251H106L107 249H105L106 248V246L104 247V246H102L103 245V242L101 243L102 245H100V243H99V246H102L100 249L97 247L96 248V250L97 251H95V250H93V247H96V244H98V242H96ZM172 241V242H171ZM182 241H184V242H186V243H184V242H182ZM222 241H223V243H222ZM232 241V242H231ZM234 241V242H233ZM247 241L249 242V243H247ZM251 241H252V244H251ZM253 241H255V242H253ZM258 241H260V242H258ZM262 241V242H261ZM8 242H11V243H8ZM32 242H34V243H32ZM36 242V243H35ZM94 242V243H93ZM96 242V243H95ZM126 242V243H125ZM127 242H129L128 244H127ZM173 242H175V243H173ZM180 242V243H179ZM212 242H213V244H212ZM217 242V243H216ZM220 242V243H219ZM225 242H227V245H225L226 243ZM5 243H7V244H5V245H7V246H5L4 244ZM19 243V244H18ZM21 243V244H20ZM27 243V244H26ZM43 245H42V244ZM45 243V244H44ZM118 243V244H117ZM120 243V244H119ZM218 243L220 244V246H218L217 247V245H218ZM222 243V244H221ZM244 243H245V245H244ZM253 243H254V245H253ZM9 244H11V245H9ZM15 244V245H14ZM16 244L18 245L17 246V249H16ZM34 244V245H33ZM36 244V245H35ZM85 244V245H84ZM93 244L95 245V246H93ZM122 244V245H121ZM125 246H124V245ZM178 244H180V245H178ZM207 245V244H210L209 246L211 247L212 246V248H210L208 245L205 247L204 245ZM232 244V245H231ZM251 244V245H250ZM260 246H259V245ZM21 245V246H20ZM33 245V246H32ZM45 245V246H44ZM51 245V246H50ZM77 245V246H76ZM78 245H82V246H80V247H78ZM84 245V246H83ZM110 245V244H109ZM116 245H119L118 246V248H120V249H122V247H123V249H125L124 250V252L123 253H121L122 255H121V257H120V252H122L123 251V249L122 250H120V249H118L117 247H116ZM163 245H165V246H163ZM203 245V246H202ZM213 245H216L215 246V249H214V246ZM222 245V246H221ZM230 245V246H229ZM236 247V249H235V247ZM241 245V246H240ZM243 245V246H242ZM248 245H250L251 247H249ZM2 246V247H1ZM86 246H88V248L89 249H87V251L85 250V248H86ZM90 246H92V248L90 247ZM168 246V247H167ZM177 246H181V247H177ZM202 246V247H201ZM226 246V247H225ZM231 247V249L229 248V247ZM239 246V247H238ZM245 246H247V247H245ZM254 246V247H253ZM261 246H263L262 248H260ZM20 247V248H19ZM25 247V248H24ZM30 247V248H29ZM32 247V248H31ZM50 247H51V249L53 250H51L50 249ZM60 247V248H59ZM124 247H126V248H124ZM163 247V248H162ZM205 247V248H204ZM221 247H223L222 249H223V252H222V249L220 250V248ZM227 247H228V249H227ZM249 247V248H248ZM2 248H3V250H2ZM54 248V249H53ZM115 248V249H114ZM174 248H175V250H174ZM216 248H218V250H220V251H218V250H216ZM225 248H226V250H225ZM234 248V249H233ZM253 248V249H252ZM27 249H28V251H27ZM32 249V250H31ZM49 249H50V251H49ZM91 249V250H90ZM120 250V252L118 251V250ZM212 249H213V251H212ZM232 251V253L234 252L237 256L235 257V254H234V256H232L233 254L230 252V250ZM238 249V250H237ZM242 249V250H241ZM246 249V250H245ZM5 250V251H4ZM8 250V251H7ZM17 250V251H16ZM31 250V251H30ZM55 250V251H54ZM103 250V251H104ZM118 251L119 253H116V251ZM206 250V251H205ZM225 250V251H224ZM244 250V251H243ZM257 250V251H256ZM35 251V252H34ZM52 251V252H51ZM90 251V252H89ZM115 251V252H114ZM126 251V252H125ZM153 253H151V252ZM155 251L157 252V253H155ZM231 253H229V252ZM236 251V252H235ZM253 251V252H252ZM4 252V253H3ZM6 252H7V254H6ZM22 254H25L26 255V257L25 256H21V253ZM30 252H32V253H30ZM143 252H145V253H143ZM177 252V253H176ZM207 252V253H206ZM219 253V255H218V253ZM224 252H226V255L224 254ZM228 252V253H227ZM237 252H239V253H237ZM256 252V253H255ZM19 253V254H18ZM34 253H36V254H34ZM70 253H75L74 254V257L76 258H74V259H72L71 257L73 256V254H72V256H71V254ZM76 253H78V254H76ZM79 253H81V254H85V256L84 255H81V254H79ZM90 253V254H89ZM99 253H101V250H100V252ZM116 253V254H115ZM167 253V254H166ZM205 253V254H204ZM4 254V255H3ZM7 256H6V255ZM44 254V255H43ZM144 254L146 255L145 257H143L144 256ZM171 254V255H170ZM184 256H183V255ZM186 254V255H185ZM217 254V255H216ZM228 254H230V256L228 255ZM254 254V255H253ZM12 255H14V256H12ZM19 255L21 256V258L19 257ZM35 255H36V259H35ZM50 257H49V256ZM79 255V256H78ZM86 255H87V257L88 256H90V257H86ZM99 255V254H98ZM97 255V256H98ZM116 255V256H115ZM152 255V256H151ZM165 255V256H164ZM167 255V256H166ZM173 255V256H172ZM193 255V256H192ZM228 255V256H227ZM244 255V256H243ZM247 255V256H246ZM2 256H3V258H2ZM15 256H16V259H14L15 258ZM18 256V257H17ZM49 258H48V257ZM77 256V257H76ZM82 256L84 257V258H82ZM99 256H101L102 257V255L100 254ZM114 256V257H113ZM164 256V257H163ZM195 256V257H194ZM222 256V257H221ZM232 256V257H231ZM240 256V257H239ZM248 256H250L251 257V259H252V261H253V263L251 262V259H250V257H248ZM10 257V258H9ZM12 257V258H11ZM14 257V258H13ZM24 257V259H22ZM42 257H45V258H42ZM100 257V258H101ZM126 257V258H125ZM128 257V258H127ZM129 257H131L130 259H129ZM137 257V258H136ZM140 257V258H139ZM152 257V259H154V261L152 260V259H150ZM182 257V258H181ZM191 257H192V261H191ZM212 259H211V258ZM230 257L232 258V259H230ZM234 257V258H233ZM238 257V258H237ZM243 257V258H242ZM46 258L48 259L47 261H46ZM85 258H87V260H85ZM107 258V259H106ZM112 258H116L117 259V262H116V259L115 260H113ZM143 258H144V260H143ZM165 258V259H164ZM166 258H168V260L166 259ZM175 258V259H174ZM199 258V259H198ZM220 258V260L218 261L217 259H219ZM225 258V259H224ZM228 258V259H227ZM247 258H249V259H247ZM256 258V259H255ZM7 259V260H6ZM14 259V260H13ZM19 259V260H18ZM33 259L35 260V261H33ZM39 261H38V260ZM45 259V260H44ZM72 259V260H71ZM90 259H92L91 261H93V259L95 260V257H93V258H90ZM97 257H96V261H97ZM113 262V263H111V261ZM125 259V260H124ZM140 259V260H139ZM143 260V262H142V260ZM148 259V260H147ZM243 259H244V262H243ZM247 259V260H246ZM6 262H5V261ZM9 260V261H8ZM18 260V261H17ZM21 260V261H20ZM38 262H37V261ZM74 260H76V261H74ZM100 260H98V262L100 261ZM124 260V261H123ZM127 260V261H126ZM146 260H147V262H146ZM158 260V261H157ZM176 260V261H175ZM187 260V261H186ZM194 260H195V262H194ZM224 260H227V262H225ZM229 260V261H228ZM233 260V261H232ZM239 260H241L242 262H240ZM12 261H14V262H12ZM20 261V262H19ZM69 261V262H68ZM90 261V260H89ZM88 261V262H89ZM135 261V262H134ZM144 261H145V263H144ZM159 261L161 262V261H163V262H161V263H159ZM178 261V263H175V262H177ZM180 261L182 262V263H180ZM217 261V262H216ZM221 261V262H220ZM230 261H232L233 263H231ZM24 262V263H23ZM71 262V263H70ZM139 262V263H138ZM249 262V263H248ZM76 263V264H77ZM78 263V264H79ZM94 262H91V264H93ZM96 263V262H95ZM88 264V263H87ZM99 264H100V262H99ZM102 264V263H101Z\"/></svg>",
	"mask_w": 264,
	"mask_h": 264
}]
</instances>
